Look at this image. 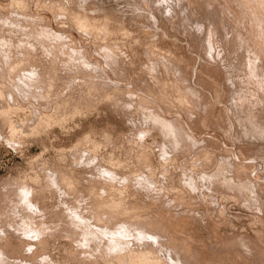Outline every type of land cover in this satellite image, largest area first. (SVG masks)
Returning <instances> with one entry per match:
<instances>
[{
    "label": "rangeland",
    "instance_id": "rangeland-1",
    "mask_svg": "<svg viewBox=\"0 0 264 264\" xmlns=\"http://www.w3.org/2000/svg\"><path fill=\"white\" fill-rule=\"evenodd\" d=\"M10 1L11 0H5V1L0 0V10L1 9L3 10V11H0V13L2 14L5 12L4 14H2V17L0 16L1 17L0 18V22H1L0 24H2L3 22L4 23L6 22L5 24L3 23L4 27L2 25H0V29H2V27H3L2 31H0V32L6 33L7 31H9V34H6V35L9 38H11L9 40H12L11 42L7 41V39L5 40L4 39L6 37V35H4L5 33H3V35L1 34L2 38L0 37V39H1L0 41H2V43L0 42V90H1L0 91V96H1L0 97V110H1L0 111V117L2 116L3 113L5 115L3 114L4 116H2V117H4V118L1 119L2 118L1 117L0 120L2 122L5 120V122L2 123L0 121V124L2 123V125L5 124L6 126L4 125V128H3L5 132L1 131V133H0V134H2V135H0V185L3 183V185L6 187L7 186L9 187L10 185H11L10 187H12V185L14 184L13 185L14 187H12V188L9 187V189H8V187L4 188V186L2 185V189L0 190V192H1L0 194L2 195V196L0 195V197H1L0 198V204L4 205V206H0V208H1L0 209V212H1L0 213V229L3 228V232H1V230H0V248L4 249V250L0 249V254L2 255V256L0 255L1 256L0 262L2 263V259H3V264H9V263L12 264L11 262H13V259L15 261L19 259L18 260V264H19V262L21 263V261H20V258H18V257L21 256L22 261H23V258L26 262H28V260H29V262H30V260H32L30 263H25V261H23L22 263H24V264H31L32 262H34L32 264H43V262H47V261L48 262L44 263V264H49V263L50 264H69V263L70 264H73V263L74 264H95V263L96 264H109V263L110 264H128L129 263L130 264L131 261L133 262L132 264H141V263H145V264H147V263L148 264L149 263L150 264H159V263L160 264L161 263L162 264H164V263L170 264L171 263V264H174L175 262H177L179 264H182L183 262H185L186 264H188V262H186V261H189V260H190V262H189V264H190L194 258L193 256H195V257L197 256L195 258V260H197V262L195 263V260H194V262L192 261L191 264H193V263H195V264H201L202 263L203 264V262L206 260V256H207L209 258V260H208V258L206 260L207 264H209V262H210V264H213V263H215V264L219 263L220 264V262L224 260L225 257L223 258V256L225 255V256H228V258L226 257L227 259L231 258V259H229V261L230 260L231 261L233 260V262L237 261L240 264H242L240 260L244 261L246 258H247V260L244 261V264L245 263L246 264H248V263L249 264H260V263H262L261 261H263L262 264H264V257H263L264 255H262V257H261V254H264V249H261L262 246L264 247V232H263L264 231V224L262 223L264 221V213H263L264 208L261 209L262 205H261V207L259 206L260 204L257 205L258 202L263 203L264 199H262V197H258V198L256 197L257 199L254 197V196H256V194H257V196H263L264 197V184H263L264 183V174H262L264 172L263 171L264 170V159H262V158H264V157H262L263 153H264V116L262 115L264 113V91H263L264 90V87H263V84H264V60H263L264 59V53H262L263 54L262 55L263 57L261 59L262 61H258V59L257 60L255 59L256 58L255 57L256 55H254L255 51H254V49L252 50V48H254V47H251V46L254 43H255L254 45L257 46L256 42H258V41H255L252 43V40H256L257 38L258 39L260 38V30L257 27L259 30V32H258V30H256L254 28L255 27L254 25H256V24L253 25L252 22L251 23L249 22L250 23L249 25L251 26L250 27L247 24L248 21H244V19L246 20L247 17H250V19H252L254 16H257V19L259 18L261 20V21L259 19L257 20L258 21L257 23H259L257 25L260 26V24H262L261 31L264 32V29H262V28H264V25H263L264 24V16H263L264 12H262L264 9L263 5H262L263 9L261 10L260 8H262V7L259 6L260 7L259 8L258 6L257 7L255 6L257 4L256 0H254V1L253 0L252 1L251 0H243V1L242 0H240V1L239 0H234V1L233 0H216V1L215 0H184V1H182V3H184L186 1V4L184 3L185 6L180 8V4L175 5L174 0H172L174 3L173 6L177 7V8L175 7V9H174V7L171 4H169V3H171V1L169 2L168 0H159V1L158 0H156V1L151 0L150 3L148 2L149 4L147 2L145 4V2H144L145 0L144 1L143 0H121L122 2L120 0H118V1L117 0H76V1L73 0V4H72V0H33V1L32 0H19V1H21L20 3L18 0H17V2H16V0H14L15 3H13V0L11 1L12 3ZM78 1L79 2L82 1V2H80L82 4H79ZM224 1H228V2L224 3ZM244 1L246 2V4ZM157 3L160 4L159 6H161V7L157 8V6H158ZM219 3L222 4V8H220L221 5ZM236 3H238V4H236ZM239 3L241 6L239 5ZM227 4H229L228 5L229 7L226 6ZM260 4H262V3H260ZM38 5H39V8L43 7L42 9H44V12H46L44 14L46 16H41L43 18H40L42 21L39 19V17L37 15L34 16L35 14L32 12L33 8L38 6ZM168 5H170L171 7L168 8ZM192 5H193V7H192ZM244 5H246L247 7H245ZM150 6H152V7H150ZM186 6L189 8L192 7L191 9H193L194 11L186 8ZM216 6H219V7H216ZM232 6H234V7H232ZM235 6L238 7L239 9H240V7L243 9H244V7H245V9L247 8L246 10H244L245 14H243L244 12H242L243 9L240 10L242 12V14L245 15V18H243L244 16L240 15L241 12ZM11 7L13 9H11ZM82 7L83 8L85 7L84 8L85 11L83 10ZM148 7L150 9H148ZM215 7H216V10H217V8L220 9L219 10L220 13L218 11L217 12L214 11ZM249 7H251V8H249ZM159 8H162V9L158 10ZM233 8L236 10L234 11ZM9 9H10V11L14 10L15 12L12 11V13H13L12 14L11 12H9ZM16 9L17 10L19 9V11H18L19 13H17V14H20V15L24 14V16H22V19H21V16L17 17L19 15L16 14V11H17ZM182 9H184V10L182 11ZM221 9H222V11H221ZM223 9L225 11L227 10L226 12H228V14H225L226 12H224ZM228 9H229V11H228ZM231 9H233V11ZM189 10H190V12H189ZM251 10H252V12L250 13ZM38 11H41V10L38 9ZM191 11H192V13H191ZM236 11L239 13H237ZM254 11H256V12H254ZM23 12H25L26 14ZM230 12H232V13H230ZM9 13H11L13 16ZM153 13H156L157 17ZM15 14H16V16H15ZM28 14H30V15H28ZM231 14H234L237 17V19L239 20L238 21L237 19H235V20H237L236 21L237 23H235V21L231 22L230 20H228V19H231V18H228L230 16L234 18V15H231ZM237 14L241 18H239ZM249 14H250V16H249ZM252 14L254 16H252ZM3 15H5V16H3ZM26 15H28V16H26ZM152 15H154V16H152ZM246 15H247V17H246ZM32 16H34V17H32ZM48 16L51 20L48 18ZM80 16H82V17H80ZM83 16H84V18H83ZM23 17L29 18V19H30V17H31V19L38 17V19H34L35 21L31 20L32 23H30L28 25V23L31 21L24 19ZM10 18H11V20H9ZM19 18H20V21H16V20H19ZM233 18L231 20H234ZM255 18L256 17H254V19ZM3 19H4V21H2ZM74 19H76V20H74ZM79 19H82V20H79ZM262 20H263V23H262ZM9 21L16 22L15 24H13L16 26L13 27L11 25L12 22H9ZM36 21H38V22H36ZM201 21H203V23ZM219 21H221V22L219 23ZM228 21H229L230 25L228 24ZM33 22H34V24H33ZM152 22H154V23L152 24ZM211 22H213V23H211ZM230 22L232 24L234 23V25L232 26ZM241 22L242 23L244 22V24H241ZM254 22H256V20ZM18 23H23L22 24L23 26H21V24L18 25ZM25 23H26V25L29 26V29H27L25 27L26 26ZM204 23L206 26H204V25H203L204 27L200 26ZM32 24H33V27H32ZM44 24H45V26H44ZM62 24H63V29H59L58 25H62ZM5 25H6V27H5ZM40 25H41L42 29L40 28ZM228 25H229V27H227ZM241 25L244 28H242ZM244 25L251 28V29L253 28V29L252 30L250 29L251 30L250 31L247 27L245 28ZM8 26H10V28ZM20 26L22 28L21 29L22 31L18 30V29H20ZM36 26H38V27H36ZM214 26H217V27H214ZM15 27H16V30H18L19 32L14 29ZM95 27H97V28H95ZM5 28L7 29L6 31H4ZM210 28H212V29H210ZM217 28H219L220 30L218 31ZM11 29H13L12 30L13 34H12V32H10ZM36 29H38V30H36ZM205 29H206V32L204 31ZM221 29H222V31H221ZM243 29H246L247 34L249 33L251 38L254 37L255 39L250 38L251 39L250 40L248 38L249 35H246L245 34L246 32L243 31ZM23 30H25L24 31L25 33L28 32V33H26V34H28V36H26L24 34ZM29 30H31V31H29ZM32 30L34 31V34H33ZM35 30L38 31L39 34L41 32V36L40 35L36 36V38H38L39 40L41 38L42 41L44 39L47 40L49 38V40L51 39V41H45L44 40L45 42L42 43L41 40H40L41 42L39 40H32V38L30 36L35 38V34L38 35V33H35ZM211 30H213L214 32ZM215 30L218 33L220 32L218 36H217L218 33L215 32ZM232 30H233V32H232ZM247 30L250 32H248ZM46 31L48 33H46ZM200 31H203V32H200ZM223 31L225 33H223ZM43 32H45V33L43 34ZM209 32L210 33L213 32L212 33L213 35L211 34L210 36H212V37L214 35L216 36V37L214 36L215 37L214 40H211L212 41L211 43H210V39L209 40L206 39L207 37L208 38L210 37ZM221 32L223 33V36H224V37L222 36L223 38L221 37V35H222ZM228 32H230V33H228ZM202 33H203L204 37H202L203 36ZM10 34H11V37L9 36ZM22 34H23V37L26 38V40L29 38L27 40L28 43L24 38H23L24 40L21 38ZM46 34H48V35H46ZM148 34H149V36H148ZM12 35H14L17 38L20 37L21 39L20 38L18 39L20 41H18L17 38H15L18 41L16 43L14 41L15 39ZM206 35H207V37H205ZM252 35H254V36H252ZM255 35H258L259 37L258 36L255 37ZM262 36L261 37L264 39V34H262ZM201 37H202V39H201ZM212 37H210V38L212 39ZM217 37H218V39H217ZM203 38H205L206 40H204ZM222 39H224V40H222ZM236 40H238V41H236ZM201 41H203V44H205V45H203ZM221 41L222 42L224 41V42L221 43ZM244 41H247V42H244ZM9 42H10V44H8ZM19 42L22 43L20 45H22L23 48H26V47H24V44L28 45L27 46L28 48L23 49L21 46L19 47V45H17ZM214 42H215V47L213 45ZM218 42H220L221 45L217 47V45H219ZM5 43H7V44H5ZM14 43H15V45H12ZM44 43H45V45H44ZM46 43H48V44H46ZM251 43H252V45H251ZM240 44L242 47L240 46ZM263 44H264V42L261 44L262 47L264 48ZM206 45H208V46L210 45L212 48H210V46L208 47ZM154 47L156 49H154ZM157 47H158V49H157ZM220 47H222L221 50H220ZM207 48L208 49L210 48V50H208ZM214 48L216 49V52H214L215 51ZM21 49H23L22 52H24V53L21 52ZM27 49L28 50L30 49V50L28 51ZM18 50L20 51V53L18 52ZM24 50H27V51H24ZM155 50L156 51L158 50L159 53L156 52ZM222 50L224 52H222ZM248 50H249V52H248ZM251 50L253 52H251ZM14 51H16V53ZM205 51H207L209 53L206 52L207 54H205ZM17 53H18V55H16ZM13 54L16 55L17 60L13 57V56H15ZM213 54L214 55L217 54L218 57L221 58L219 60L220 62L218 61L219 58L217 57V55H215V57H216L215 58L213 56ZM5 55L9 58H6ZM19 55H20V58H18ZM211 55L215 59H213ZM221 55L224 58H222ZM4 56H5V58H4ZM244 56L247 57V59ZM12 57L15 59L14 61H13ZM227 57H230V59H228ZM206 58H207V60H206ZM225 58L228 60H226ZM8 59H10V61H8ZM5 60L7 61V63L9 62L8 65H7ZM11 60L13 61V63ZM208 60L211 63V65L208 62ZM231 60H233L235 62L236 66L233 64V61L230 62ZM23 61L26 63H24ZM212 61H213V63H212ZM27 62H29V63H27ZM242 62H244L243 63L244 66H245V63L247 62V64H246L247 66H245V68H244L246 70L248 69L247 71L245 70V73L248 72L247 74H245L244 69H242L243 68ZM31 63H32V65L30 67ZM225 63H228V64H225ZM231 63L233 64V67H231L232 66ZM237 63L240 65H238ZM255 63H257V66L255 65ZM22 65L24 67L25 66H27L28 68L30 67L29 70L26 67V68H24L25 69V71H24ZM19 66H20V68H19ZM229 66H230V68H229ZM1 67H2V69H1ZM192 67H193V69H192ZM194 67H196L197 70H195ZM236 67L238 70H235ZM258 67H259L260 77H259V75L257 77L254 76V74H255L254 68H256V70H257ZM213 68H214V70H213ZM222 68H224L225 70ZM239 68L242 69L243 71L242 70L240 71ZM216 69H217V71H216ZM232 69H233V71H232ZM10 71H12L13 73ZM193 71H195V72L193 73ZM226 71H228L227 74H226ZM15 72H18V74L20 75L19 76L20 78L18 76H16L17 74H15ZM232 73H234V74L231 75ZM261 74H262V76H261ZM225 75H228L229 78ZM230 76H232V77L230 78ZM176 77H177V79H176ZM183 78H184V80H183ZM241 78H244V79L246 78L247 80L246 79L243 80ZM257 78H259V79H257ZM175 80L176 81L178 80V81L176 82ZM226 80H227L228 84L224 85L226 83ZM233 80H234V83H235V81H237L238 84H237V82L235 84H233V82H232ZM51 81H53V82H51ZM181 81H182V84H180ZM188 81H189V83H188ZM240 81H242L244 83H242ZM50 82L53 84H51ZM54 82H55V84H54ZM229 82H231L232 84ZM49 83H50L52 88L49 87V85H48ZM183 83H184V85H186V87L183 85ZM222 83H223V85H222ZM240 83L246 85L247 89H246V87H243L244 85L242 86V84L239 87L238 85ZM247 83H249L250 85L249 84L247 85ZM177 84H178V86L180 85V87H181V85H183L185 89L188 87L186 89L187 92L186 91L184 92L185 89L180 90L179 87L176 86ZM188 84L189 85L192 84V85L188 86ZM228 85H229V87H228ZM231 85H233L234 89L236 87L241 89V87H242V89L245 88L247 90V91L246 90L244 91L241 89V91H243V94H242L243 96L241 95L242 97H244L243 100H242V97L239 96L242 93L241 91H239V94L237 96V97H239L238 101L236 100L237 97L232 98L233 94H235V93L237 94L238 90H237V88L235 90L234 89L230 90L231 88H233ZM46 86L49 88L48 89L45 88ZM183 86H182V88H183ZM195 86H197L198 91L196 90ZM217 86H218V88H217ZM230 86H231V88H230ZM175 87L176 88L178 87V89H176ZM252 87H254V88H252ZM43 88L46 90H44ZM191 88H192V91H191ZM222 88H223V90H222ZM50 89H52L53 91L49 92ZM200 89L202 90L201 92L199 91ZM203 89H204V91H203ZM229 90L231 92L230 94H228ZM130 91H131V93H130ZM136 91L138 92L137 95H136V93H137ZM143 91H145V92H143ZM189 91L194 94V95H192V97L194 96L195 99L194 98L192 99L191 97H189ZM195 91L197 92V94H195L196 93ZM205 91H206V93H205ZM44 92L46 95L44 94ZM127 92L130 94H127ZM132 92H134L135 95L132 94ZM181 92H182V94L183 93L184 94L181 95ZM211 92H212V94H211ZM224 92H226V93H224ZM50 93H51V96H50ZM59 93H60V95H59ZM143 93H145V94H143ZM192 93H190V96ZM199 93H201L200 95H202V96L206 94V97L203 96L204 98L202 100H206L207 97L209 98V96L211 94L212 97L210 96V99L206 100V102L208 100H210L211 102L209 101V103H206L204 101L205 106H208V104L211 103V106L209 105L210 108L209 107L205 108L203 101L200 100L202 98V96H200ZM218 93L221 94V97L219 96L220 94H218ZM43 94H44V96H43ZM131 94L136 98H134ZM177 94L180 96V98H178L179 96ZM185 94H186V96H185ZM53 95H55V96H53ZM150 95H152V96H150ZM230 95H232V96L230 97ZM48 96L50 98H48ZM159 96L161 98H159ZM175 96L179 99V101ZM36 97H38V99H36ZM45 97L47 98V99H45L47 103L42 102V100ZM251 97H253V98H251ZM257 97L259 99H257ZM39 98L41 101L39 100ZM155 98H157L158 100ZM165 98H166V101L164 100ZM171 98H173L174 100ZM175 98L177 99V101ZM188 98H190V99L188 100ZM196 98H199V99L197 100ZM249 98L253 99L254 102H252L253 100L250 101L251 99H249ZM33 99L34 100L36 99V102L39 101L38 104H36V102ZM137 99L138 100L140 99V101L142 99V101L144 100V102L147 104H145V103L143 104L142 101L139 102ZM147 99L149 100V102ZM154 99H155V101L156 100L157 101L155 102ZM184 99H186L185 103H184ZM191 99H192V101H191ZM217 99H219L218 101L221 100V102H216ZM232 99H235V100H232ZM240 99H241V101H244L243 103H246L247 101H249L248 103H252V104L254 103V106L252 104H251V106H249L250 105L249 104L247 109H246L245 106H247V104H248V103H246L245 106H243L241 108L242 105L240 104L241 103V101H239ZM25 100L28 102H26ZM45 100H43V101H45ZM160 100H162V101H160ZM194 100L196 102L198 101V103H196ZM32 101L36 106L32 103ZM153 101L155 102V104ZM168 101L170 104L167 103ZM180 101H182L183 103ZM193 101L197 104V107H195L196 104ZM200 101H201V103H200ZM232 101L235 104L240 102L238 104V106L241 105L240 108L243 110V112L247 111L248 109L250 110V109L254 108L255 113L254 112L251 113V112L247 111L248 113H251V116L253 115L252 116L253 118H255V116L258 115V111H259L258 109L263 110V111L260 110V112L262 114L259 112L263 117L258 116L259 120L256 118V119H254L255 121L252 122L253 119L251 118L250 119L251 121H249V119L247 117L248 113L246 112V113H244V115L246 114L244 116V118L246 119L245 121H247L245 123V121H243V119H244L243 115H242L243 113H240L242 110L240 108H238L237 104L235 107V105L232 103ZM234 101H236V102H234ZM48 102H50L51 105H49L50 103H48ZM188 102H189V104H187ZM14 103H15V105H14ZM28 103H30L29 105L32 107H29ZM138 103H139V107L136 106V105H138ZM140 103H142L145 108ZM225 103H227V104H225ZM4 104L6 105L7 110H6ZM191 104L192 105L195 104V105L192 106ZM198 104H203L202 106L205 108V110H203L204 108L201 109L202 108L201 105H198ZM42 105H43V107H42ZM45 105H49L50 107L49 106L46 107ZM148 105H150V107ZM164 105L167 107V109H165L166 107ZM176 105L178 106V108L175 109V107H177ZM185 105L186 106L189 105L190 107L189 106H187V107L190 109H193L194 111L190 110L189 114H187L188 108H187V110H185L186 109ZM37 106H38V110H36ZM146 106H148L150 111L148 108L146 109ZM256 106H258L259 108ZM170 107H172V108H170ZM183 107L185 108L184 112H183ZM162 108L165 109V114H164V109H162ZM255 108L257 109V113H256ZM40 109H41V111H40ZM173 109H175L174 112L176 114L173 113ZM239 109L241 110L240 112H238ZM32 110L34 113L32 112ZM177 110L179 113L177 112ZM36 111H38V113H36ZM160 111H161V113H159ZM180 111H182V112H180ZM162 112H163V114H162ZM169 112H171V114H169ZM6 113H8V114H6ZM35 113L38 115L40 113V116H42V117H40V116L35 117L36 116ZM192 113L193 114L195 113V114L193 115ZM238 113H240V116H242V118L239 116ZM157 114L158 115L160 114V117ZM186 114H187V116H186ZM31 115H33V116H31ZM171 115H172V117H171ZM189 115H191V116H189ZM200 115H201V117H200ZM45 116H46V118H44ZM179 116L182 118H179ZM194 116H196V117H194ZM32 117H35V119L38 118V119H36L38 121H36ZM158 117H159V120H162V122L161 121L159 122V120L157 119ZM173 117L176 118V120H174ZM235 117H237L236 120H234ZM249 117H250V114H249ZM160 118H162V119H160ZM178 118H179V120L177 121ZM239 118H241L242 120ZM260 118H262V119H260ZM6 119L8 122L6 121ZM32 119L35 120L34 121L35 123L32 121ZM170 119L174 120V121H172L173 124H175V125L177 124L176 126L172 125L171 126L172 128H170L171 130L168 129L169 126L166 124L167 121H171ZM180 119H182L184 122L182 120L180 121ZM185 119L186 120L188 119L187 120L188 122ZM165 120H167V121H165ZM190 120L192 121L191 124L189 122ZM241 121H242V123H241ZM248 121L250 123H248ZM256 121H258V122L260 121V125H262V126H260L258 122H257L258 125L257 124L255 125L254 123H256ZM25 122H27V123H25ZM185 122H187V123H185ZM201 122L204 125H202ZM10 123H11V127L13 126L12 128L10 127ZM19 123L22 125L20 126ZM183 123L187 126H188V123L190 124L187 127L188 130ZM206 123H207V128H206ZM215 123L219 124V125H216ZM27 124L29 125L28 127H26ZM178 124H183V125L180 126ZM195 124H196V126H195ZM208 124H209V126H208ZM220 124H223V125H220ZM214 125L217 126L218 128L215 127ZM252 125L254 126V128ZM17 126H19L20 129ZM177 126H180L181 130ZM182 126H185V127H182ZM193 126H195L196 129ZM197 126L199 129H197ZM199 126H201V127H199ZM256 126H260V127H256ZM1 127L2 126H0V130L2 129ZM161 127L164 129L166 128L167 133H164L165 130L164 129L161 130ZM249 127H250V129H249ZM26 128H28L27 131L25 130ZM174 128H175V130H178V131H175ZM251 128L254 129L255 133L252 131L253 129L251 130ZM255 128H257L258 130ZM191 129H192V131H190ZM8 130L10 133L8 132ZM29 130H31V131H29ZM16 131H17V133H16ZM183 131H184V133H186V134H184V137L187 138V136H188L189 138L186 139L183 137L184 140H182V138H180L181 134L183 135ZM195 131H197L196 134L194 133ZM198 131H202V132H198ZM206 131H208L207 134H203V133H206ZM211 131L213 132V134L211 133ZM215 131L216 132L221 131V132L216 133ZM235 132L245 133L246 134L245 136L248 139L245 138L244 134L242 135V138H240L241 134L237 133L238 136L240 135L238 137L240 139L238 140V138L235 136V135H237ZM178 133H179V135H178ZM260 133H261V135H259ZM6 134H8L7 137H5ZM166 134L169 135L170 137L169 136L167 137ZM188 134H190V135H188ZM219 134L222 137H220ZM225 134L227 136H225ZM191 135H193L192 137H194V139L191 137ZM171 136L174 137V140H173L174 142L172 140H170V139H173V137H171ZM165 137L167 139H165ZM7 138H8V140H7ZM178 138H180V139H178ZM162 139H165L166 141L162 142ZM207 139L211 140V141L208 142ZM234 139L237 142H235ZM178 140H181V141H178ZM243 140H245V141H243ZM167 141H168V143H167ZM169 141H171V144L173 146L170 144ZM182 141H184V142L181 143ZM185 141L187 143H189L190 145H186L187 143ZM188 141H190V142H188ZM199 141H200L201 145H199ZM216 141H217V143H216ZM192 142L193 143L197 142L196 143L197 146L195 144H193ZM228 142H230V143H228ZM239 142H242V143H239ZM244 142H245V144H243ZM173 143H175V145L178 146V149H177V146H174ZM214 143H215V146H214ZM163 144H167L166 145L167 147H165ZM238 144H242L244 147H242V145H238ZM168 146L170 149H168ZM198 146L199 147L201 146L200 147L201 151H199V148H197ZM207 146H209L210 148H208ZM232 146L234 147V149H232L233 148ZM237 146H239V147H237ZM179 147H180V149H179ZM203 147H204V150L202 149ZM205 147H206V149H205ZM193 148H194L195 152H194ZM225 148L226 149L229 148L228 150H233V152L237 148L238 149L235 151L236 153L234 152V154H230L233 152L227 151ZM211 149H213V150L211 151ZM224 149H225V151H224ZM242 149H243L244 153L246 152L245 153L246 155L242 152ZM196 150H197V153H196ZM238 150H240V152ZM202 151L203 152L205 151L204 154H202ZM214 151L216 153H212ZM226 151L228 153L230 152L229 155ZM220 152H221V154L223 153L222 154L223 159L221 158L222 155L219 154ZM224 152H225V154H224ZM241 152H242V154H240ZM187 153L188 154L191 153L193 155V157L191 156V154L188 155ZM193 153L197 154V155L199 153L200 154L197 156V155H194ZM207 153H208V156L205 155ZM211 153H212V155H214L213 158H212ZM237 153L239 155H237ZM183 154H185V156L186 155L191 156L192 158H194L195 156L198 158L195 159L196 158L195 157L193 159V161H194L193 162L191 157H189V159L191 158L190 159L191 161L187 160V158H185V156ZM247 154H248V157H246ZM210 155H211V157H210ZM225 155L228 156L229 161L231 160L230 162L227 161L228 158H226ZM231 155L234 156V158H232ZM188 156H186V157H188ZM201 156L202 157H204V156L210 157L209 159L211 161L205 157H204L205 159H203ZM215 156H217L218 158ZM240 156L245 157V158H242ZM33 157L36 159H34ZM224 158L226 159V162H225ZM238 158H240V159H238ZM206 159L209 160V162H210L209 164H206V162L208 163V161H205ZM217 159L219 160V162ZM234 159L237 160V161L236 160L234 161V164H235V162H237V164H235V165H238L239 168L241 167L242 168L241 170L239 168H237L238 166L235 167V165L233 163H231V162H233ZM249 159H250V161H248ZM184 160L186 162L189 161L191 163L188 162L189 163V164L187 163L188 165L183 164V163H186V162H183ZM215 160H217V161H215ZM243 160H245V161H243ZM238 161H239V163H238ZM260 161H262V162H260ZM212 162H213V165L215 164L216 167L211 164ZM227 162H228V165L233 164L234 167L231 165L230 167H232V168H229L227 165ZM240 162H242V163H240ZM244 162L245 163L247 162L248 164H245ZM252 162H254V165H252L253 164ZM203 163L205 164L204 166H206L205 168L203 166ZM249 163L251 164V167L254 166L253 169L250 167ZM180 164L183 166H181ZM218 164H219V166H218ZM178 165H180V166H178ZM189 165H191V167ZM257 165H259V166H257ZM188 166L191 169V172H190L189 168H188L189 170L187 169ZM192 166H194L195 168H193ZM201 166H203V167H201ZM178 167L181 168V170L178 169ZM200 167L205 169V170L200 169ZM164 168H166V170ZM174 168L175 169L177 168L176 171L174 170ZM192 168H193V170L194 169L196 170V168H197V170L200 169L199 170L200 172L197 171L198 174H196V171L195 170L193 171ZM209 168H211V170H212V171L210 170L211 172L208 171ZM225 168H228V169H225ZM184 169H187L189 172L185 171ZM221 169H225V170L222 171ZM245 169H246V173L244 171ZM248 169H250V170H248ZM171 170H172V172H171ZM182 170H184V171H182ZM217 170L220 171V174H219V172L217 173ZM226 170L227 171L229 170L228 173L230 175H228ZM236 170L241 171V173H242V174H240L241 179L239 178V176H237L238 171H236ZM242 170L244 171V173ZM179 171L182 172V175H185V176H182L180 174L181 177H184L183 180L180 179ZM201 171H204V172H201ZM205 171L207 172V175H205V173H206ZM234 171H236V173H234ZM249 171L252 172L253 176L251 175V173H248ZM258 171H259V174H258ZM144 172L146 174H144ZM187 172H188V174H187ZM223 172H224V174H223L224 176L222 175ZM225 173H227L226 175H228V176H226ZM150 174H151V176H150ZM163 174H165L164 175L165 177H163L165 179L161 178V176H163ZM217 174H219V176ZM234 174H236V176ZM243 174L245 176H248V177L250 175V177H253L254 180H252L250 177H249L250 179H248V177H246L244 180L245 176ZM260 174L263 175L262 178H261ZM143 175H144V178L142 177ZM145 175L146 176L148 175L151 178H149L148 176L146 177ZM195 175H197V176H195ZM200 175L203 178L199 177ZM232 175H234L237 178L236 180L239 179L240 181H236L235 177H233ZM238 175H239V173H238ZM191 176H193V177H191ZM206 176H207V178H206ZM242 176H244V177H242ZM258 176H260V177H258ZM166 177H167V179H166ZM197 177L199 179H197ZM187 178H189V179H187ZM201 178L203 180H201ZM232 178H233V180H232ZM190 179H192V183H193L191 185V187H190L191 183H189V182H191ZM194 179L195 180L197 179L196 180L197 182ZM204 179H205V181H204ZM206 179H208V180H206ZM246 179H248V180H246ZM256 179L259 180V181H257L259 184H256L257 183V182H255ZM260 179L262 181H260ZM65 180L67 181V183ZM214 180H215V182H214ZM241 180L244 182H241ZM63 181H64V183H63ZM184 182H186V183H184ZM199 182H201V183L202 182L203 183L208 182L209 184H207V185L204 184V186H202L203 183L200 184ZM249 182H251V183L249 184ZM260 182H263V183H260ZM16 183H19L20 184V185L18 184L19 186L22 185V187H24V186H26V188L28 187L29 190H28V188L26 189V190H28V192L25 191V193H23L24 191H21L22 188H20L19 186H16L15 185ZM158 183H159V186H157L158 187V189H157L156 184L158 185ZM198 183L200 184L201 190L199 189L200 187H199ZM218 183H219V185H218ZM225 183L228 185H226ZM244 183L246 185H244ZM187 184H189V185H187ZM162 185L163 186L166 185V186H164L165 190H167L168 188L171 187L170 189L172 191H169L170 189L167 190V193H169L168 194L169 196L166 193L160 194V195H159V193L157 194V192H162V191L165 192ZM167 185H168V187H167ZM251 185H252V187H251ZM177 186H179V187H177ZM193 186H198V189H197V187H194V188H196V191H194ZM207 186L210 188H208ZM224 186H226V187H224ZM253 186H254L256 191L252 190ZM174 187H175V190L173 189ZM204 187H206L209 192H211V190H212V192H211L212 195H211V193H209V194L206 193L205 191H207V189ZM214 187H216V190L214 189ZM228 187H229V189H228ZM230 187L232 188V190H234V192H232ZM240 187L243 188V190ZM16 188L19 191H17ZM154 188H155V190H154ZM160 188H162V190ZM186 188H188V189L190 188V189L188 190ZM223 188L226 190H224ZM11 189H12V191H11ZM179 189H180V193H179ZM191 189H193V191ZM239 189H241V190H239ZM2 190L3 191L5 190L6 193L2 192ZM13 190H15L16 193H18V192H19V194L22 193V195L20 194L21 196H25L26 193L29 194L30 190H31V192L29 195L26 194L27 196H25L23 199L20 195L14 194L15 191H13ZM236 190H237V192H236ZM238 190H239V192H238ZM9 191H11V192H9ZM203 191L206 194V196L204 195L205 197L203 196V194H204ZM218 191L220 194H222L221 195L222 197L219 196V193H217ZM223 191H224V193H223ZM242 191H244V193ZM245 191H249L250 193L247 192L248 193L247 194ZM258 191L259 192L262 191L260 193L263 195H261ZM7 192H8V194H7ZM12 192H13V194H11ZM230 192L232 193L231 194L232 198L235 196L236 197L231 199L230 198ZM131 193H133V194H131ZM174 193H175V195H174ZM186 193L189 196L186 195ZM227 193H229V194H227ZM233 193H238V194L240 193V195L242 194L241 195L242 197L238 194L236 195ZM252 193H255V195L253 196ZM4 194L10 195V196L12 195L11 197L7 196V195H5V196H7L10 200L12 198V200L15 202L17 199L16 203H18V200H19V203L20 204L22 203L23 205L19 204V206H17L18 204L16 205V203L13 202L12 200H11L12 203H10L11 201L10 200L8 201L7 197L3 198ZM80 194H83V196ZM137 194H140V195H137ZM170 194H172V197L170 196ZM180 194L181 195L183 194L184 196L183 195L181 196ZM13 195L16 198H13ZM99 195H100V197H99ZM104 195H106V196H104ZM207 195H209L208 198H207ZM210 195L212 198L214 196L215 198H218L220 201L217 202L218 199H215V198H214V200L212 198L210 199ZM216 195L218 197H216ZM226 195H228L229 197ZM233 195H235V196H233ZM17 196H19V197L17 198ZM160 196L161 197L163 196V197L161 198ZM223 196H226V198ZM26 197H27V199H26ZM186 197H188V198H186ZM200 197H201L202 201L199 200ZM227 197L233 203L230 202V200ZM237 197H239V198H237ZM249 197H250V199H249ZM99 198H100V200H99ZM113 198H114V200H113ZM169 198L174 200L172 202L174 204V209L177 207L174 212H177L179 209H182V207L186 208L190 205H191V208L188 209L189 208L188 207V208H186V210L185 209L179 210L180 214H178L179 211L174 214L173 211H169V209L174 210L172 208L173 204L171 203V201H170V203L172 205L168 202L170 200ZM206 198H207V200H206ZM221 198H223L222 199L223 201H228L229 203L223 202L221 200ZM29 199H32V200H29ZM103 199H104V201H103ZM106 199H108V200L105 201ZM115 199H117L116 200L117 202L115 201ZM193 199H195V200L193 201ZM208 199L212 200L214 204L211 201H209ZM245 199H247V200L249 199L248 202H246ZM253 199L256 200V201L254 200V203L256 202L255 205L252 202ZM2 200H5V201L3 202ZM28 200H29V202L31 201V203H28ZM93 200H96V202H94V205H92ZM101 200L103 201V203L101 202ZM163 200L167 201L165 203L166 204L168 203L169 207H165V205H164L165 203H162ZM215 200H216V202H215ZM112 201L115 203H113ZM197 201H199V202L197 203ZM250 201L253 204V206L251 204L252 208L250 207V203H251ZM24 202L26 203L25 205H28V206H25ZM176 202H177L176 205L179 204L178 202H181V203L183 202V203L182 204L180 203L181 205L176 206L175 205ZM200 202H202V203H200ZM235 202L236 203L240 202V205L237 203V206H236ZM244 202L247 204L246 205L243 204ZM9 203L12 204L11 206H13L14 210L11 208V206H9L10 205ZM32 203H34V204H32ZM89 203H91V204L89 205ZM215 203L219 204V206L217 204L215 205ZM223 203L224 204L226 203L225 204L226 206ZM7 204L9 207L6 206ZM183 204H185V205H183ZM211 204L213 206L215 205L214 206L215 209H213V207H211ZM221 204L224 206L221 207ZM248 204H249V206H247ZM120 205H123V206L120 207ZM256 205L259 206L260 208L256 207L254 210V207ZM180 206H182V207L180 208ZM209 206L212 209L211 211L208 210ZM246 206L250 207V208L247 209ZM2 207H3V209H2ZM21 207H24V208L21 209ZM30 207H33V210ZM90 207H94V209H91ZM108 207H110L109 211L112 214L109 213ZM115 207L118 210H116ZM263 207H264V203H263ZM5 208H9V211H5L6 210ZM89 208L92 211V212L90 211L91 215L93 214V216H95V217L90 216V214H89L90 209ZM99 208H105V210L107 209L106 213L109 215L105 214V217H106L105 218L103 216L105 213L104 209L102 210ZM111 208H112V211H111ZM119 208H120V210H119ZM123 208H125V209L123 210ZM192 208H193V211L195 210L193 214H192ZM245 208L247 210H245ZM258 208L260 209L259 212H261L263 215L259 214ZM20 209H21V211H20ZM36 209H38V210H36ZM128 209H130V211H132V214H130L131 213L130 211L128 213ZM187 209H188V212H187ZM199 209L200 210L204 209V210H202L203 212L201 211L202 213H200ZM205 209H207L208 214H207V211H205ZM217 209L218 210L221 209L222 211L221 210L218 211ZM225 209H226V212H228V211L229 212L225 213L224 212ZM251 209H253V210H251ZM15 210H19V212L21 213V214L19 213L21 217L19 216L18 211L16 212ZM22 210H24V211H22ZM25 210L27 212L32 210L31 212H28L29 216L27 215V212ZM40 210H41V212H40ZM96 210L99 213L102 210L101 211L102 213L100 214V219H101V217H103L104 219L102 218V220H100L98 218L99 214L96 212ZM98 210H100V211H98ZM135 210L140 215L139 214L137 215V213L134 214L133 211L136 212ZM165 210H166V212H165ZM184 211L186 212V214L189 213V215H186ZM217 211L220 213V215L219 214L214 215V214L218 213ZM32 212L35 213V216L36 215H38V216L34 217V213H32ZM154 212L157 214L161 212L160 214H158V216H156V218L159 217V219L161 220V221L159 220L160 222L157 219L156 220L158 222L155 219L154 220L152 219L155 217L154 215H157V214H153ZM196 212L199 213L200 215L203 213H205L206 215L203 214L205 216L202 217L198 214L199 215V217H198V215H195ZM214 212H216V213H214ZM251 212H256L255 213L256 215L258 212V215L255 216L256 218L252 217V216H254L253 215L254 213L251 214ZM13 213L16 215L14 216ZM30 213H32V214H30ZM36 213H38V214H36ZM57 213H59V214H57ZM119 213H120V215H119ZM124 213H127V215L125 214L126 217L129 215V217L126 218L127 219L126 223H124V221H126L125 216H123ZM181 213L185 214L184 215L185 217L182 216ZM7 214H9V216H7ZM113 214H115V215H113ZM141 214H143V215H141ZM161 214L165 218L162 217ZM22 215L26 219L22 218ZM26 215L28 217H34V218L29 219V218H27ZM132 215H133V217H132ZM146 215L149 216V218H148L149 220L146 219L148 217V216L146 217ZM151 215L153 217L150 218ZM177 215L181 216L180 220H179V218H177L178 217ZM114 216H119V217L123 216L121 218H123L124 221L123 220L121 221L119 217H115L116 219H118V220H116L114 218ZM214 216H215V218H214ZM220 216H222L221 220H219ZM238 216H240V217H238ZM110 217L112 219H114L113 222H112V220L110 221ZM130 217H132L133 219L135 218V219L133 220ZM136 217H138V218H136ZM168 217H169V219H168ZM193 217L195 218V220ZM216 217H218V218H216ZM82 218H85V219L82 220ZM208 218L210 219V221L206 220ZM212 218H214V219H212ZM130 219H132L133 222H135V223L137 222L136 219H138V224L141 225L140 223L142 222V224L144 226L141 225L143 227L137 228V226H136L137 223H136V225H134L135 223L131 222ZM144 219H146L147 221ZM176 219H178V220H176ZM255 219H257V220H255ZM25 220H27L28 223L32 220L35 224H38V225H35L34 223L28 224L27 221L25 222V223H27V225H26L23 222ZM91 220H92V222H91ZM94 220H96L95 222H97V220H98V222H97L98 224L95 223ZM119 220L121 221V223L123 225H125V224H127V225L123 226L122 224H120ZM129 220H130V222H129ZM139 220H142V221L139 222ZM205 220L208 223L212 221L214 224L213 223L208 224L207 222H205ZM100 221H102V222H100ZM107 221L109 223L111 222L110 224L119 221V224L117 223L119 226H117L116 224H115L116 226H114V224L112 225L114 227V228L113 227L112 228L115 231L112 229L108 230L106 228L104 230V227H106L105 224L107 223ZM148 221L150 222V224L149 223L147 224ZM164 221H165V223H164ZM176 221H178V222L176 223ZM16 222H20L26 227H23V225L21 224L22 227L19 226V228H18L17 226L20 225V223L17 224ZM63 222L65 223V225L63 224ZM68 222L71 225H68L69 224ZM78 222H80V223L78 224ZM103 222H105L104 225H103ZM128 222H129V224H128ZM15 223H16V227L14 225ZM99 223L101 224V226L99 225ZM234 223L235 224L237 223V224L234 225ZM73 224H74V226H77V228H75V227L73 228V226H72ZM131 224H132V226L134 225L137 229H144V230L139 231L141 234H138V237H136V238L134 236V233L136 232L135 234H137L138 230H135L136 229L135 227L133 228L131 226H128ZM153 224H155V225H153ZM164 224L166 225V227ZM248 224H250V225H248ZM32 225L35 227H33ZM157 225L158 226L163 225V226H159L161 230L158 229L159 227ZM214 225L216 226L215 228H214ZM13 226L15 227L16 231L13 228ZM27 226L30 227L29 230L28 229L26 230V228H28ZM36 226H39L40 229H39V227H36ZM46 226H47V228H46ZM56 226L61 227V228H64L65 226H69V229L71 227V229L73 228V230H68L67 227H65L67 230L65 228L62 230V231L65 230V233H66V231H68V233H66L69 235L68 236V235L64 234L63 232H60L59 230H61V228H57ZM121 226L125 227V229ZM155 226L157 227L156 232H158L157 233L158 237L156 235V232H154ZM250 226H252V227H250ZM102 227H103V229H102ZM118 227H120V228H118ZM127 227L129 229L131 227V229L133 231L131 229H130L131 231L130 230L128 231ZM163 227L165 229H163ZM168 227L171 228L170 230H174V232L169 231ZM21 228H23V232H21L22 231ZM42 228L46 229V230H43L45 235L43 233L40 234V230ZM51 228L52 229L55 228L54 230H57V233H59V232L60 233L59 234H57L56 232L52 233ZM107 228L110 229L111 225H110V227H107ZM146 228H148V230ZM175 228L177 231L175 230ZM18 229H20L21 231ZM30 229H32V230H30ZM35 229L36 230L39 229L38 232H35ZM47 229L51 230V232L49 230L50 237L47 234L48 233ZM149 229L150 230L153 229V231L151 232ZM217 229H218V231L216 232ZM9 230H10V232H9ZM12 230H14L15 233H13ZM77 230L79 232H77ZM134 230H135V232H134ZM158 230H160L161 232H159ZM258 230H259V232H258ZM19 231L21 233V236H19ZM25 231H28V232L30 231V232L28 233ZM102 231H103V233H102ZM123 231L131 232V234H132V232H134L132 235L130 233L128 234V232H127V233H125V235L126 234H127L126 236L131 235L135 238V240H133V237H131L132 238V241H131V238L125 237L124 234L122 236L121 234L124 233ZM145 231L147 232V235L150 236V239L148 236H145V234H146ZM148 231H150L151 233L150 232L148 233ZM167 231H168V234H169V232H170V235L172 234V237L166 235ZM243 231H246L247 233H245ZM6 232H7V234H9V235L11 234V235L8 237ZM33 232H34V234H33ZM72 232H75V234L76 235L78 234V236H73L75 234ZM104 232L106 233L105 235H104ZM117 232H119V233H117ZM143 232L145 234H143ZM153 232L155 233L154 237L152 235ZM163 232H165L164 236H163V234H161ZM22 233L23 234L25 233L26 236H24L25 234L22 236ZM31 233L35 236H31ZM210 233H211V235H210ZM212 233H213V235H212ZM244 233H245V236H243ZM248 233H249V235H248ZM109 234H110V237H109ZM115 234H116V236H119L121 238L116 237ZM149 234H151V235H149ZM173 234L175 237L174 239H172ZM227 234H229V235H227ZM235 234H236L237 238L239 237V235H241L239 238H242L241 240L238 238V244L236 243L237 241L235 240L236 238L234 237ZM246 234L248 236H251V237H248ZM13 235H17L19 238L17 236H13ZM53 235H55V236H53ZM58 235H59V238H58ZM83 235L88 236V237H86V236L84 237V238H86L84 240L87 242L83 241V243H85V244L87 243L88 245L87 244L85 245L82 243ZM106 235L108 236V238ZM112 235H114L116 238L113 237ZM177 235H179V236L181 235V237L183 236L184 239L180 237V239H178V241H175V239L179 238V237H177ZM252 235H254L255 237ZM27 236H29V237H27ZM139 236H142V238ZM166 236H167V238H166ZM185 236L187 237V239ZM26 237H27V239H26ZM36 237H38V238L40 237V238L35 239ZM61 237H62V239H61ZM77 237H80L82 239L78 238L81 241H79L77 239V241L75 240L76 243H74L73 239L77 238ZM151 237H153V238H151ZM195 237H196V239H195ZM228 237L231 240L228 239ZM244 237L249 238V239H247V242L245 240L246 238H244ZM69 238H71V239L68 240ZM114 238L118 240V243L120 242L119 244L118 243L116 244L115 242L113 243V245L116 244L115 245L116 247L112 246V243H109L113 240H110L108 242L109 239H114ZM156 238H158V240L160 239L161 241L156 240ZM164 238H165V240H163ZM169 238H170V240L171 239L174 240L176 243L173 244L174 241H172V240L168 241ZM218 238H219V241L217 242ZM87 239H89V240H87ZM90 239L92 242H94V244H96V245L93 244L92 247L97 246L98 248L96 247V249H95V247H94V249H92L91 244L89 246L88 242L90 241ZM119 239H121L122 241ZM127 239H130V242L127 241ZM140 239L141 240L144 239L143 240L144 242L142 241V243H144L143 245H142ZM145 239L147 240V242ZM220 239L221 240L222 239H224V240L228 239L226 241V242H228V245L225 241H223V240L220 241ZM258 239H259V241H258ZM117 240H116V242H117ZM153 240L155 241V244H153V242H154ZM181 240H182V242H181ZM233 240H234V244H233ZM239 240L243 241V242L239 243ZM252 240H253V242H252ZM99 241L100 242L102 241V243H99ZM123 241H127L129 243L126 244L127 242H123ZM134 241H137V243L140 242L141 247L138 246L137 243H134V246L136 245L137 248L131 247V246H133L132 243ZM163 241H165V242L167 241L166 242L167 245ZM191 241H192V243H191ZM248 241H250V244ZM254 241L256 244L260 242L258 244V246H261V247H258V248L261 250V252L260 251L256 252V250H259L256 247V245L254 247L252 246L253 244L251 245V243H254ZM2 242H3V244H2ZM30 242H32V244L35 246L30 244ZM67 242L70 244L72 243V245H70V244L67 245ZM178 242H180V243H178ZM219 242H223V244L226 243L225 244L226 247H225V245H223L222 243H219ZM157 243H159V246ZM170 243H172L173 245H171ZM183 243H185V245L181 248V249H183L181 252L179 244L183 245ZM213 243H214V245H217V244L218 245L214 246V247L210 246V245H213ZM59 244H60V246H59ZM147 244L149 246H151V248H147L148 247ZM162 244L164 247L166 246L168 249L170 248V250L168 251L166 247L165 248L162 247ZM194 244H196L197 246L196 245L194 246ZM232 244L233 245L236 244L235 246H239L241 244L242 245L246 244V246H248V247L251 245L252 246L251 250L247 249L248 247L245 246L247 249V252H245V253L250 254V255L253 254L252 258L250 256L249 257L244 256V255H247L244 253V251H246V249H244L245 247H243V246L242 247L241 246L235 247ZM13 245H14V247H13ZM29 245H31L33 247L32 249H30L31 251L29 249H28V251L25 249L27 247L31 248V246H29ZM36 245H38V246H36ZM76 245H78V247ZM83 245H85V246H83ZM127 245L130 246L131 248L128 247ZM174 245H176V247H173ZM190 245H192L194 247L190 248ZM222 245L224 246L225 249L223 248V249L218 250V247L219 248L223 247ZM229 245H230V247H229ZM79 246L80 247L82 246V248H79ZM142 246H145L144 248H146L148 250L147 251H146V249L143 250ZM157 246H158V248H157ZM74 247H75V249H74ZM87 247H89V248H87ZM101 247H103V248H101ZM184 247L185 248L187 247L186 248L187 250H185ZM227 247H229L232 250H230V249H229L230 251L227 250L228 249ZM231 247H233V248H231ZM76 248H77L79 255L76 252ZM84 248L85 249L87 248V250H85ZM127 248H129L128 254L126 251ZM132 248L134 251L133 250H132L133 252L129 251ZM135 248L137 249V251H135ZM159 248H161L162 250ZM171 248H174L175 253H173L174 251ZM194 248H195V250H193ZM204 248H206V249H204ZM234 248H236V249H234ZM237 248H243V249L237 250ZM254 248L255 249L257 248V249L255 250ZM177 249H180V250H178L179 252H177V253H179L178 255L176 253ZM196 249H198L200 251L197 250L198 253H196ZM83 250L85 251V253H83L84 252ZM92 250H95V251L93 252ZM96 250L98 252H101V254L99 253L100 256L97 254L98 252ZM159 250H161V251H159ZM191 250H193V251H191ZM208 250L211 254L208 253ZM242 250H244V251H242ZM249 250H250V252H249ZM253 250L256 253H254ZM4 251L6 252L7 255L8 254L10 255V258L12 259V261L10 260L11 262L7 261L10 259V258H8L9 256L8 257H7V255L3 256L2 252L4 253ZM167 251L169 253L172 251L171 256L174 254L175 258L170 257L173 259L174 263L171 262L172 261L171 259H169L170 254L168 256ZM184 251H187V253L189 252L190 253V254L188 253L189 256H188V254L186 255ZM201 251H202V253H201ZM203 251L205 253L204 256L202 255ZM31 252H32V254H31ZM87 252H88V256L90 257V259L89 258L87 259V257H88L86 255ZM163 252H164V254H163ZM180 252H181L182 256L180 255ZM191 252H193L195 255H192L193 253H191ZM251 252H252V254H251ZM23 253H24V256H23ZM82 253L85 255V258L87 259V261H85V259L83 257L84 255L81 256ZM92 253H95V255L97 257L95 255H93ZM106 253H107V255H106ZM124 253H126V254H124ZM148 253L152 254V255L147 256ZM182 253H184L185 255H183ZM234 253H236V254H234ZM258 253H260V255ZM73 254H74V256H73ZM131 254H132V256H131ZM142 254H146L145 256H143L144 258L141 256ZM175 254L177 256H175ZM197 254H199V259L201 257H205V259L203 258L204 261H202V262H201V260L199 261V259H197L198 258ZM256 254H258L257 255L258 257L256 256ZM40 255H41V257H40ZM122 255H124V256H122ZM125 255L128 257H126ZM164 255L167 257H165ZM230 255H231V257H229ZM234 255H237V256H234ZM35 256H36V258H35ZM42 256H43V258H42ZM67 256H68V258H67ZM105 256L108 258V260H110V259L111 260L108 261L107 258H105ZM133 256L135 258H133ZM146 256L149 259L153 258L152 260H149L152 262H149L148 260L146 262V259H148ZM178 256L183 261L180 260L181 262H179L180 258H178ZM184 256H186V257L188 256L189 258L188 257L184 258ZM190 256H191V258H190ZM210 256H212V257H210ZM238 256H239V258H238ZM240 256H243V257L241 258ZM254 256H256V258ZM259 256L261 257V259L263 258V260L260 259L259 263H258ZM176 257L178 258V260ZM217 257H218L217 260H219L220 257L222 259H220V261L215 260L216 262H214L213 260L216 259ZM142 258H143V261L140 260ZM166 258H168V259L166 260ZM4 259H6L5 262H4ZM35 259H36V261H35ZM96 259H97V262H96ZM129 259H131V260H129ZM174 259H176V260L174 261ZM184 259H187V260L184 261ZM42 260H43V262H42ZM83 260H84V262H82ZM98 260L101 262H98ZM40 261H41V263H40ZM206 261H205V263H206ZM224 261L221 262V264H223V263H225V264L230 263L231 264L232 263L231 261L229 262L226 259ZM226 261H228V262H226ZM16 262H13V263L15 264ZM36 262H38V263H36ZM153 262H155V263H153ZM156 262H158V263H156ZM198 262H201V263H198ZM235 264H238V263L235 262Z\"/></svg>",
    "mask_w": 264,
    "mask_h": 264
},
{
    "label": "bare ground",
    "instance_id": "bare-ground-1",
    "mask_svg": "<svg viewBox=\"0 0 264 264\" xmlns=\"http://www.w3.org/2000/svg\"><path fill=\"white\" fill-rule=\"evenodd\" d=\"M4 1H5V0H4ZM11 1H12V0H11ZM11 1H10V2H11ZM18 1H19V0H18ZM32 1H33V0H32ZM75 1H76V0H75ZM75 1H74V2H75ZM117 1H118V0H117ZM120 1H121V0H120ZM143 1H144V0H143ZM150 1H151V0H145L144 2H145V4H146V2H147V3H148V2L150 3ZM155 1H156V0H155ZM158 1H159V0H158ZM158 1H157V2H158ZM168 1H169V2L171 1V3H169V4H171L172 6L174 5V3H173L172 0H168ZM182 1H184V0H174L175 5L180 4V8L184 7L185 4H186V1L184 2L185 4L182 3ZM215 1H216V0H215ZM233 1H234V0H233ZM239 1H240V0H239ZM242 1H243V0H242ZM251 1H252V0H251ZM253 1H254V0H253ZM16 2H17V0H16ZM20 2H21V1H19V3H20ZM26 2H27V1H26ZM78 2H79V1H78ZM80 2H82V1H80ZM80 2H79V4H82V3H80ZM121 2H122V1H121ZM153 2H154V1H153ZM221 2H222V1H221ZM225 2L227 3L228 1H224V3H225ZM244 2H245V1H244ZM11 3H12V2H11ZM13 3H15L14 0H13ZM28 3H29V2H28ZM140 3H141V2H140ZM149 3H148V4H149ZM158 3H159V2H158ZM158 3H157L158 6L156 5L157 8H158V7H161V6H159L160 4H158ZM187 3H188V2H187ZM254 3H255V2H254ZM256 3H257V4H256ZM256 3H255V4H256V5H255L256 7H257V6H258V7H259V6L262 7V5H263V7H264V0H256ZM260 3H262V4H260ZM32 4H33V3H32ZM72 4H73V0H72ZM142 4H143V3H142ZM219 4H220L221 6H220ZM219 4H218V5L220 6V8H222V4H221V3H219ZM236 4H238V3H236ZM245 4H246V2H245ZM29 5H30V4H29ZM35 5H36V4H35ZM74 5H75V4H74ZM143 5H144V4H143ZM228 5H229V4H227L226 6H228ZM239 5H240V3H239ZM13 6H14V5H13ZM144 6H145V5H144ZM188 6H189V5H188ZM190 6H191V5H190ZM219 6H216V7H219ZM224 6H225V5H224ZM240 6H241V5H240ZM244 6L247 7L246 5H244ZM244 6H243V7H244ZM29 7H30V6H29ZM142 7H143V6H142ZM150 7H152V6H150ZM170 7H171V6L168 5V8H170ZM173 7H174V9H175L176 6H173ZM192 7H193V5H192ZM192 7H191V8H192ZM216 7L214 8V9H215L214 11H216V12L218 11V12L220 13V11H219L220 9L217 8V10H216ZM228 7H229V6H228ZM228 7H227V8H228ZM232 7H234V6H232ZM232 7H231V8H232ZM235 7H236V6H235ZM245 7H244V9L241 8V7H240V9H239L238 7H236V8H238L239 11H240L241 9H243L242 12H244L243 14H245V11H244V10L247 9V8L245 9ZM260 7H259V8H260ZM263 7L260 8V9L262 10ZM6 8H7V7H6ZM15 8H16V7H15ZM15 8H14V9H15ZM30 8H31V7H30ZM42 8H43V7H42ZM42 8H39V5H38V6L34 7V8H33V11H32V12L35 14L34 16L37 15V16L39 17V19H40V18H43V17H41V16H46V15H44L46 12H44V9H42ZM59 8H60V7H59ZM61 8H62V7H61ZM82 8H83V7H82ZM84 8H85V7H84ZM84 8H83V10H84ZM155 8H156V7H155ZM176 8H177V7H176ZM186 8L191 9V8H189V7H187V6H186ZM249 8H251V7H249ZM249 8H248V9H249ZM11 9H13V8L11 7ZM38 9H40L41 11H38ZM148 9H150V8L148 7ZM151 9H152V8H151ZM160 9H162V8H159L158 10H160ZM171 9H172V8H171ZM225 9H226V8H225ZM233 9H234V8H233ZM233 9H231V10L233 11ZM16 10H17V9H16ZM45 10H46V9H45ZM156 10H157V9H156ZM179 10H180V9H179ZM183 10H184V9H182V11H183ZM186 10H187V9H186ZM191 10L194 11L193 9H191ZM223 10H224V9H223ZM235 10H236V9H234V11H235ZM0 11H3V10L1 9ZM12 11L15 12L14 10H11V11H10V9H9V12L12 13ZM18 11H19V9L16 11V14L19 13ZM23 11H24V10H23ZM84 11H85V10H84ZM152 11H153V10H152ZM154 11H155V10H154ZM192 11H191V13H192ZM221 11H222V9H221ZM226 11H227V10H226ZM226 11L224 10V12H226ZM228 11H229V9H228ZM237 11H238V10H237ZM237 11H236V12H237ZM248 11H249V10H248ZM72 12H73V11H72ZM189 12H190V10H189ZM216 12H215V13H216ZM240 12H241V11H240ZM242 12H241L240 15H241V16H244L243 18H245V15H243ZM251 12H252V10L250 11V13H251ZM254 12H256V11H254ZM254 12H253V13H254ZM262 12H264V9H263ZM4 13H5V12H4ZM4 13H2V14H4ZM7 13H8V12H7ZM11 13H9V14H11ZM21 13H22V12H21ZM23 13H25V12H23ZM28 13H29V12H28ZM156 13H157V12H156ZM156 13H153V14L156 15ZM191 13H190V14H191ZM230 13H232V12H230ZM234 13H235V12H234ZM237 13H239V12H237ZM0 14H1V13H0ZM2 14L0 15L1 17H2ZM12 14H13V13H12ZM12 14H11V15H12ZM16 14H15V16H16ZM25 14H26V13H25ZM30 14H31V13H30ZM30 14H28V15H30ZM225 14H228V12H226ZM247 14H248V13H247ZM256 14H257V13H256ZM260 14H261V13H260ZM17 15H19V16H17V17H20V16H21V19H22V16H24V14H22V15L17 14ZM28 15H26V16H28ZM231 15H234V14H231ZM237 15H238V14H237ZM261 15H262V14H261ZM3 16H5V15H3ZM6 16H7V15H6ZM12 16H13V15H12ZM26 16H25V17H26ZM34 16H32V17H34ZM49 16H50V15H49ZM49 16H48V18H49ZM152 16H154V15H152ZM225 16H226V15H225ZM227 16H228V15H227ZM249 16H250V14H249ZM252 16H254V15L252 14ZM263 16H264V15H263ZM1 17H0V18H1ZM38 17H36V18H34V19H38ZM80 17H82V16H80ZM156 17H157V15H156ZM238 17H239V15H238ZM246 17H247V15H246ZM254 17H256V18L254 19ZM254 17H253V18L251 17L252 19H250V17H247L246 20L244 19V21H248V22H247L248 25H249L251 22L253 23V25L256 24V25H254L255 27H254V26H253V27H254L256 30H258V28H259V30H260V38H261V39H260V38H259V39L257 38L256 40H252V43L255 42V41H258V42H256V43H257V44H256L257 46L254 45L255 43H254L253 45H252V43H251L252 46H251L250 44H249V45H250L251 47H254V48H252V50L254 49V51H255V54H254V55H256V56H255V57H256L255 59H256V60L258 59V61H262L261 59H262V57H263V56H262V55H263L262 53H264V48L262 47L261 44L264 42V39L262 38V37H263L262 34H264V32L261 31L262 24H260V26L257 25V24H259V23H257V22H258L257 20H258L259 18L257 19V16H254ZM261 17H262V16H261ZM8 18H9V17H8ZM13 18H14V17H13ZM13 18H12V19H13ZM23 18H24V17H23ZM83 18H84V16H83ZM152 18H153V17H152ZM226 18H227V17H226ZM228 18H231V19H232L233 17L230 16V17H228ZM228 18H227V19H228ZM239 18H241V17H239ZM15 19H16V18H15ZM24 19H27V20H29V21L34 20L33 18L31 19V17H30V19H29V18H24ZM44 19H45V18H44ZM49 19H50V18H49ZM71 19H72V18H71ZM231 19H228V20H230L231 22H232V21H235V23H237L236 21H237L238 19H237V17H236L235 15H234V18H233L234 20H231ZM235 19H237V20H235ZM253 19H254V20H253ZM9 20H11V18H10ZM40 20H41V19H40ZM46 20H47V19H46ZM50 20H51V19H50ZM74 20H76V19H74ZM79 20H82V19H79ZM152 20H153V19H152ZM255 20H256V22H254ZM259 20H260V19H259ZM2 21H4V19H3ZM16 21H20V18H19V20H16ZM29 21H28V22H29ZM34 21H35V20H34ZM41 21H42V20H41ZM77 21H78V20H77ZM155 21H156V20H155ZM217 21H218V20H217ZM238 21H239V20H238ZM260 21H261V20H260ZM9 22H12V21H9ZM26 22H27V21H26ZM36 22H38V21H36ZM199 22H200V21H199ZM201 22L203 23V21H201ZM215 22H216V21H215ZM220 22H221V21H219V23H220ZM231 22H230V23H231ZM249 22H250V23H249ZM0 23H1V22H0ZM3 23H4V22H3ZM3 23L0 24V25L3 26ZM5 23H6V22H5ZM5 23H4V24H5ZM7 23H8V22H7ZM15 23H16V22H12V24H11V23H10V24L14 27V26H16V25H13V24H15ZM30 23H32V21L29 22L28 25H29ZM41 23H42V22H41ZM41 23H40V24H41ZM153 23H154V22H152V24H153ZM155 23H156V22H155ZM211 23H213V22H211ZM217 23H218V22H217ZM260 23H261V22H260ZM262 23H263V20H262ZM19 24H21V26H23V25H22L23 23H18V25H19ZM33 24H34V22H33ZM33 24H32V27H33ZM156 24H157V23H156ZM156 24H155V25H156ZM200 24H201V23H200ZM206 24H207V23H206ZM215 24H216V23H215ZM215 24H214V25H215ZM228 24H229V21H228ZM241 24H244V22H243V23L241 22ZM25 25H26V23H25ZM28 25L25 26L27 29H29V26H28ZM35 25H36V24H35ZM38 25H39V24H38ZM46 25H47V24H46ZM96 25H97V24H96ZM203 25L206 26L205 23L202 24V25H200V26H203ZM217 25H218V24H217ZM229 25H230V24H229ZM229 25H228L227 27H229ZM231 25L233 26L234 23H233V24L231 23ZM235 25H236V24H235ZM263 25H264V24H263ZM21 26H20V29H18V30H21V29H22ZM27 26H28V27H27ZM44 26H45V24H44ZM204 26H203V27H204ZM211 26H212V25H211ZM218 26H219V25H218ZM241 26H242V25H241ZM244 26H245V25H244ZM249 26H250V25H249ZM3 27H4V26H3ZM3 27H2V29H3ZM5 27H6V25H5ZM8 27L10 28V26H8ZM36 27H38V26H36ZM212 27H213V26H212ZM214 27H217V26H214ZM219 27H220V26H219ZM246 27H247V26H245V28H246ZM250 27H251V26H250ZM257 27H258V28H257ZM23 28H24V27H23ZM40 28L42 29L41 25H40ZM45 28H46V27H45ZM58 28H59V29H63V24H62V25H58ZM95 28H97V27H95ZM201 28H202V27H201ZM206 28H207V27H206ZM232 28H233V27H232ZM242 28H244V27L242 26ZM247 28H248L249 30L251 29V28H249V27H247ZM2 29H0V31H2ZM14 29L16 30V27H15ZM30 29H31V28H30ZM202 29H203V28H202ZM210 29H212V28H210ZM210 29H209V30H210ZM215 29H216V28H215ZM252 29H253V28H252ZM252 29H251V30H252ZM262 29H264V28H262ZM6 30H7V29L5 28L4 31H6ZM8 30H9V29H8ZM12 30H13V29H11L10 32H12ZM18 30H16V31H18ZM33 30H34V29H33ZM33 30H32V32H33V34H34V31H33ZM36 30H38V29H36ZM36 30H35V33H38V31H36ZM200 30H201V29H200ZM217 30L219 31L220 29L217 28ZM223 30H224V29H223ZM251 30H250V31H251ZM259 30H258V32H259ZM21 31H22V30H21ZM24 31H25V30H23V32H24ZM27 31H28V30H27ZM29 31H31V30H29ZM153 31H154V30H153ZM204 31L206 32V29H205ZM211 31H213V30H211ZM221 31H222V29H221ZM243 31L246 32V29H243ZM247 31H248V30H247ZM250 31H248V32H250ZM7 32H8V33H7ZM7 32H6V33H5V32H2V33L0 32V37L3 35V33H5L4 35L9 34V31H7ZM14 32H15V31H14ZM18 32H19V31H18ZM23 32H22V33H23ZM52 32H53V31H52ZM78 32H79V31H78ZM151 32H152V31H151ZM200 32H203V31H200ZM205 32H204V33H205ZM213 32H214V31H213ZM213 32H212V33H213ZM215 32H217V31L215 30ZM232 32H233V30H232ZM261 32H262V33H261ZM20 33H21V32H20ZM26 33H28V32H26ZM26 33L24 32V34H25L26 36H28V34H26ZM29 33H30V32H29ZM44 33H45V32H43V34H44ZM46 33H48V32L46 31ZM209 33H210V32H209ZM212 33H210L209 36H210ZM217 33H218V32H217ZM219 33H220V32H219ZM219 33L217 34V36L219 35ZM221 33H222V32H221ZM223 33H225V32L223 31ZM223 33H222V35L220 34L221 37L223 36ZM228 33H230V32H228ZM253 33H254V32H253ZM256 33H257V32H256ZM1 34H2V35H1ZM12 34H13V32H12ZM15 34H16V33H15ZM15 34H14V35H15ZM31 34H32V33H31ZM31 34H30V35H31ZM33 34H32V35H33ZM206 34H207V33H206ZM214 34H215V33H214ZM232 34H233V33H232ZM235 34H236V33H235ZM237 34H238V33H237ZM245 34H246V35H249V33L247 34V32H246ZM14 35H12V36L14 37V39L17 38V37H15ZM30 35H29V36H30ZM39 35L41 36V32H40V34L38 33V35L35 34V38H36V36H39ZM46 35H48V34H46ZM151 35H152V34H151ZM200 35H201V34H200ZM202 35H203V33H202ZM212 35H213V34H212ZM226 35H227V34H226ZM230 35H231V34H230ZM242 35H243V34H242ZM9 36L11 37V34H10ZM49 36H50V35H49ZM49 36H48V37H49ZM148 36H149V34H148ZM214 36H215V35H214ZM214 36H213V37H214ZM227 36H228V35H227ZM252 36H254V35H252ZM256 36H258V35H255V37H256ZM261 36H262V37H261ZM6 37H7V38H6ZM6 37L4 38L5 40L7 39V41H10V42L12 41V40H9V39H11V38H9L7 35H6ZM30 37L32 38V40H39L38 38L35 39V38L32 37V36H30ZM43 37H44V36H43ZM43 37H42V38H43ZM50 37H51V36H50ZM202 37H204V35H203ZM202 37H201V39H202ZM205 37H207V35H206ZM210 37H212V36H210ZM210 37H209V38L207 37L206 39H207V40L210 39V43H211V42H212L211 40H214L216 36H215L214 38L212 37V39H211ZM223 37H224V36H223ZM223 37H222V38H223ZM247 37H248V36H247ZM247 37H246V38H247ZM258 37H259V36H258ZM1 38H2V37H1ZM19 38H20V37H19ZM19 38H17V40H18ZM21 38H22V39L24 38V37H23V34H22ZM21 38H20V39H21ZM33 38H34V39H33ZM39 38H40V37H39ZM226 38H227V37H226ZM237 38H238V37H237ZM240 38H241V37H240ZM246 38H245V39H246ZM248 38L250 39L251 36L249 35ZM248 38H247V39H248ZM14 39H13V40H14ZM24 39L26 40V38H24ZM24 39H23V40H24ZM28 39H29V38H28ZM28 39H27V40H28ZM43 39H44V38H43ZM203 39L206 40L205 38H203ZM217 39H218V37H217ZM217 39H216V40H217ZM232 39H233V38H232ZM251 39H255V38L252 37ZM251 39H250V40H251ZM0 40H1V39H0ZM17 40L15 39L14 41H15L16 43H17L18 41H20V40H18V41H17ZM27 40H26V41H27ZM40 40H41V38H40ZM40 40H39V41H40ZM44 40H45V41H51V39L49 40V38H48L47 40H46V39H44ZM44 40H43V41L41 40L42 43L45 42ZM222 40H224V39H222ZM3 41H4V40H3ZM30 41H31V40H30ZM41 41H40V42H41ZM219 41H220V40H219ZM227 41H228V40H227ZM236 41H238V40H236ZM0 42L2 43V41H0ZM10 42H9L8 44H10ZM201 42H202V44H203V41H201ZM207 42H208V41H207ZM223 42H224V41H223ZM223 42L221 41V43H223ZM244 42H247V41H244ZM3 43H4V42H3ZM12 43H13V42H12ZM27 43H28V41H27ZM49 43H50V42H49ZM218 43H219V45H217V47L221 45L220 42H218ZM5 44H7V43H5ZM20 44H22V43L19 42L17 45H19V47L21 46V47L23 48V46L20 45ZM23 44H24V43H23ZM46 44H48V43H46ZM212 44H213V43H212ZM212 44H211V45H212ZM12 45H15V43L12 44ZM44 45H45V43H44ZM203 45H205V44H203ZM213 45H214V47H215V42H214ZM222 45H223V44H222ZM224 45H225V44H224ZM263 45H264V44H263ZM10 46H11V45H10ZM27 46H28V45L24 44V47L28 48ZM206 46H208V45H206ZM209 46H210V45H209ZM209 46H208V47H209ZM240 46H241V44H240ZM202 47H203V46H202ZM222 47H223V46H222ZM222 47H220V50H221ZM224 47H225V46H224ZM241 47H242V46H241ZM245 47H246V46H245ZM248 47H249V46H248ZM251 47H250V48H251ZM26 48H23V49H26ZM210 48H212V47L210 46ZM210 48H209V49L207 48V49L210 50ZM23 49H21V52H22ZM154 49H156V48L154 47ZM157 49H158V47H157ZM207 49H206V50H207ZM27 50H28V49H27ZM27 50H24V51H27ZM29 50H30V49H29ZM29 50H28V51H29ZM204 50H205V49H204ZM214 50H215L214 52H216V49H215V48H214ZM220 50H219V51H220ZM252 50H251V52H253ZM153 51H154V50H153ZM155 51H156V50H155ZM14 52L16 53V51H14ZM18 52L20 53L19 50H18ZM156 52H158V50H157ZM206 52H207V51H205V54L209 53V52H207V53H206ZM222 52H224V51L222 50ZM248 52H249V50H248ZM248 52H247V53H248ZM9 53H10V52H9ZM22 53H24V52H22ZM29 53H30V52H29ZM158 53H159V52H158ZM160 53H161V52H160ZM26 54H27V53H26ZM30 54H31V53H30ZM252 54H253V53H252ZM13 55H15V54H13ZM16 55H18V53H17ZM16 55L13 56L15 59H16ZM20 55H21V54H20ZM20 55H19V57H18V56H17V57L20 58ZM23 55H24V54H23ZM209 55H210V54H209ZM215 55H217V54H215ZM215 55L213 54L214 57H215ZM219 55H220V54H219ZM250 55H251V54H250ZM5 56H6V55H5ZM5 56H4V58H5ZM8 56H9V55H8ZM25 56H26V55H25ZM27 56H28V55H27ZM211 56H212V55H211ZM213 56H212V58L215 59L216 57L214 58ZM221 56H222V55H221ZM221 56H220V57H221ZM245 56H246V55H245ZM245 56H244V57H245ZM248 56H249V55H248ZM10 57H11V56H10ZM13 57H12V58H13ZM204 57H205V56H204ZM206 57H207V56H206ZM217 57H218V55H217ZM6 58H9V57L6 56ZM14 58H13V61L15 60ZM23 58H24V57H23ZM27 58H28V57H27ZM212 58H211V59H212ZM218 58H219V57H218ZM222 58H224V57L222 56ZM227 58L230 59V57H227ZM245 58L247 59V57H245ZM252 58H253V57H252ZM21 59H22V58H21ZM220 59H221V58H219L218 61H219ZM225 59H226V58H225ZM228 59H226V60H228ZM234 59H235V58H234ZM241 59H242V58H241ZM250 59H251V58H250ZM250 59H249V60H250ZM16 60H17V59H16ZM29 60H30V59H29ZM29 60H28V61H29ZM206 60H207V58H206ZM216 60H217V59H216ZM263 60H264V59H263ZM5 61H6V60H5ZM8 61H10V59H8ZM11 61H12V60H11ZM13 61H12V63H13ZM26 61H27V60H26ZM210 61H211V60H210ZM232 61H233V60H231L230 62H232ZM241 61H242V60H241ZM241 61H240V62H241ZM247 61H248V60H247ZM258 61H257V62H258ZM23 62H24V61H23ZM208 62H209V60H208ZM216 62H217V61H216ZM219 62H220V61H219ZM236 62H237V61H236ZM244 62H245V61H244ZM244 62H242V64H243ZM6 63H7V61H6ZM24 63H26V62H24ZM24 63H23V64H24ZM27 63H29V62H27ZM209 63H210V62H209ZM212 63H213V61H212ZM214 63H215V62H214ZM8 64H9V62L7 63V65H8ZM216 64H217V63H216ZM225 64H228V63H225ZM225 64H224V65H225ZM231 64H232V63H231ZM233 64L235 65V62H234V61H233ZM233 64H232V66H231V65H230V66L233 67ZM237 64H238V63H237ZM246 64H247V62L245 63V66H247ZM262 64H263V63H262ZM31 65H32V63L30 64V67H31ZM208 65H209V64H208ZM210 65H211V63H210ZM238 65H240V64H238ZM255 65L257 66V63H255ZM20 66H21V65H20ZM20 66H19V68H20ZM22 66H23V65H22ZM226 66H227V65H226ZM230 66H229V68H230ZM235 66H236V65H235ZM241 66H242V65H241ZM241 66H240V67H241ZM245 66H244V64H243V68H242V67H241V68L244 69ZM5 67H6V66H5ZM16 67H17V66H16ZM26 67H27V66H25V67L23 66V70H24V71H25L24 68H26ZM30 67H29V68H30ZM224 67H225V66H224ZM238 67H239V66H238ZM254 67H255V66H254ZM19 68H18V69H19ZM21 68H22V67H21ZM27 68H28V67H27ZM29 68H28V70H29ZM194 68H195V70H197L196 67H194ZM226 68H227V67H226ZM234 68H235V67H234ZM234 68H233V69H234ZM251 68H252V67H251ZM1 69H2V67H1ZM192 69H193V67H192ZM222 69H224V68H222ZM233 69H232V71H233ZM239 69H240V68H239ZM242 69H240V71H241ZM260 69H261V68H260ZM21 70H22V69H21ZM23 70H22V71H23ZM213 70H214V68H213ZM224 70H225V69H224ZM227 70H228V69H227ZM235 70H238L237 67H236ZM245 70H246V69H244V73H245ZM247 70H248V69H247ZM247 70H246V71H247ZM254 70H255V74H254V76L257 77V76L259 75V77H260L259 67L257 68V70H256V68H254ZM262 70H263V69H262ZM1 71H2V70H1ZM3 71H4V70H3ZM17 71H18V70H17ZM216 71H217V69H216ZM218 71H219V70H218ZM229 71H230V70H229ZM242 71H243V70H242ZM10 72H12V71H10ZM194 72H195V71H193V73H194ZM205 72H206V71H205ZM224 72H225V71H224ZM227 72H228V71H226V74H227ZM253 72H254V71H253ZM1 73H2V72H1ZM12 73H13V72H12ZM20 73H21V72H20ZM208 73H209V72H208ZM247 73H248V72H246L245 74H247ZM251 73H252V72H251ZM15 74H17L16 76H18V77L20 76V75L18 74V72H15ZM210 74H211V73H210ZM233 74H234V73H232L231 75H233ZM242 74H243V73H242ZM245 74H244V75H245ZM21 75H22V74H21ZM228 75H229V74H228ZM228 75H225V76L228 77ZM261 76H262V74H261ZM231 77H232V76H230V78H231ZM234 77H235V76H234ZM242 77H243V76H242ZM13 78H14V77H13ZM19 78H20V77H19ZM222 78H223V77H222ZM228 78H229V77H228ZM236 78H237V77H236ZM236 78H235V79H236ZM246 78H247V77H246ZM246 78H245V79H246ZM262 78H263V77H262ZM176 79H177V77H176ZM220 79H221V78H220ZM235 79H234V80H235ZM238 79H239V78H238ZM241 79L245 80L244 78H241ZM247 79H248V78H247ZM247 79H246V80H247ZM255 79H256V78H255ZM257 79H259V78H257ZM183 80H184V78H183ZM185 80H186V79H185ZM227 80H228V79H227ZM227 80H226V83H225L224 85L228 84V83H227ZM234 80L232 81L233 84H235V83L237 82V81H235V83H234ZM260 80H261V79H260ZM175 81H176V80H175ZM177 81H178V80H177ZM177 81H176V82H177ZM179 81H180V80H179ZM51 82H53V81H51ZM51 82H50V83H51ZM172 82H173V81H172ZM221 82H222V81H221ZM224 82H225V81H224ZM224 82H223V83H224ZM240 82H242V81H240ZM246 82H247V81H246ZM248 82H249V81H248ZM260 82H261V81H260ZM262 82H263V81H262ZM50 83L48 84L49 87H51ZM185 83H186V82H185ZM188 83H189V81H188ZM190 83H191V82H190ZM223 83H222V85H223ZM229 83H231V82H229ZM242 83H244V82H242ZM242 83H240L238 86L240 87V85H241ZM51 84H53V83H51ZM54 84H55V82H54ZM175 84H176V83H175ZM180 84H182V81H181ZM231 84H232V83H231ZM237 84H238V82H237ZM245 84H246V83H245ZM248 84H249V83H247V85H248ZM255 84H256V83H255ZM183 85H184V83H183ZM183 85H181V87H180V85L178 86V84H177L176 86H178L180 90H183V89H185L184 86L186 87V85H184V86H183ZM190 85H192V84H190ZM190 85L188 84V86H190ZM243 85H244V84H242V86H243ZM249 85H250V84H249ZM251 85H252V84H251ZM53 86H54V85H53ZM172 86H173V85H172ZM182 86H183V88H182ZM231 86L233 87V85H231ZM231 86H230V88H231ZM259 86H260V85H259ZM49 87L46 86L45 88L48 89ZM173 87H174V86H173ZM178 87H177V88L175 87V88L178 89ZM195 87H196V90L198 91L197 86H195ZM195 87H194V88H195ZM226 87H227V86H226ZM228 87H229V85H228ZM235 87H236V86H235ZM243 87H246V85H244ZM250 87H251V86H250ZM257 87H258V86H257ZM257 87H256V88H257ZM263 87H264V84H263ZM51 88H52V87H51ZM181 88H182V89H181ZM187 88H188V87H187ZM187 88H186V89H187ZM217 88H218V86H217ZM217 88H216V89H217ZM236 88H237V90H238V91L236 90V91H237V94H236V93H235L236 95L233 94L234 97H233L232 95H230V97L232 96V98H235V97L238 96L239 91H241L242 87H241V89L238 88V87H236ZM236 88H235V89H236ZM252 88H254V87H252ZM43 89H44V88H43ZM186 89L184 90V92L186 91ZM232 89H234V87L231 88L230 90H232ZM235 89H234V90H235ZM246 89H247V87H246ZM246 89L243 88L242 90L245 91ZM44 90H46V89H44ZM138 90H139V89H138ZM141 90H142V89H141ZM217 90H218V89H217ZM222 90H223V88H222ZM230 90L228 91V94L231 93ZM251 90H252V89H251ZM0 91H1V90H0ZM50 91H53V90L50 89L49 92H50ZM57 91H58V90H57ZM125 91H126V90H125ZM132 91H133V90H132ZM191 91H192V88H191ZM199 91L201 92L202 90L200 89ZM203 91H204V89H203ZM219 91H220V90H219ZM219 91H218V92H219ZM246 91H247V90H246ZM263 91H264V90H263ZM54 92H55V91H54ZM134 92H135V91H134ZM134 92H132V94H134ZM136 92H137V91H136ZM143 92H145V91H143ZM178 92H179V91H178ZM178 92H177V93H178ZM182 92H183V91H182ZM182 92H181V95L184 94V93L182 94ZM186 92H187V91H186ZM193 92H194V91H193ZM195 92H196V91H195ZM213 92H214V91H213ZM220 92H221V91H220ZM241 92H242V93H241L239 96H241V95L243 94V91H241ZM249 92H250V91H249ZM260 92H261V91H260ZM57 93H58V92H57ZM130 93H131V91H130ZM130 93L127 92V94H130ZM190 93H192V92L189 91V97H191V98L193 99L194 96L192 97V95H194V94L192 93L191 96H190ZM205 93H206V91H205ZM205 93H204V94H205ZM222 93H223V92H222ZM224 93H226V92H224ZM251 93H252V92H251ZM44 94H45V92H44ZM44 94H43V96H44ZM55 94H56V93H55ZM132 94H131V95H132ZM137 94H138V92L136 93V95H137ZM143 94H145V93H143ZM149 94H150V93H149ZM179 94H180V93H179ZM186 94H187V93H186ZM186 94H185V96H186ZM195 94H197V92H196ZM200 94H201V93H199V95H200ZM209 94H210V93H209ZM211 94H212V92H211ZM211 94H210V96H211ZM218 94H220V93H218ZM256 94H257V93H256ZM21 95H22V94H21ZM21 95H20V96H21ZM45 95H46V94H45ZM59 95H60V93H59ZM134 95H135V94H134ZM158 95H159V94H158ZM177 95H178V94H177ZM245 95H246V94H245ZM248 95H249V94H248ZM250 95H251V94H250ZM260 95H261V94H260ZM17 96H18V95H17ZM50 96H51V93H50ZM53 96H55V95H53ZM132 96H133V95H132ZM140 96H141V95H140ZM146 96H147V95H146ZM150 96H152V95H150ZM178 96H179V95H178ZM200 96H202V95H200ZM203 96L206 97V94L203 95ZM203 96H202V98L200 97V98H201L200 100L203 101V104H204V103L206 102L207 99H210V96H209V98L207 97L206 100H202V99L204 98ZM219 96L221 97V94H220ZM242 96H243V95H242ZM242 96H241V97H242ZM251 96H252V95H251ZM0 97H1V96H0ZM24 97H25V96H24ZM30 97H31V96H30ZM32 97H33V96H32ZM128 97H129V96H128ZM133 97H134V96H133ZM153 97H154V96H153ZM175 97H176V96H175ZM197 97H198V96H197ZM211 97H212V96H211ZM214 97H215V96H214ZM217 97H218V96H217ZM217 97H216V98H217ZM253 97H254V96H253ZM253 97H251V98H253ZM2 98H3V97H2ZM2 98H1V99H2ZM21 98H22V97H21ZM27 98H28V97H27ZM48 98H50V97L48 96ZM134 98H136V97H134ZM159 98H161V97L159 96ZM163 98H164V97H163ZM176 98H177V97H176ZM176 98H175V99H176ZM178 98H180V96H179ZM178 98H177V99H178ZM238 98H239V97H237V99H236L237 101H238ZM251 98H249V99H251ZM4 99H5V98H4ZM25 99H26V98H25ZM36 99H38V97H36ZM36 99H35V100L33 99V100L36 102ZM45 99H47V98L45 97L43 100H45ZM150 99H151V98H150ZM155 99H157V98H155ZM155 99H154V101H155ZM171 99H173V98H171ZM177 99H176V101H177ZM182 99H183V98H182ZM189 99H190V98H188V100H189ZM192 99H191V101H192ZM194 99H195V98H194ZM196 99L198 100L199 98H196ZM243 99H244V97H242V100H243ZM246 99H247V98H246ZM257 99H259V98L257 97ZM262 99H263V98H262ZM31 100H32V99H31ZM31 100H30V101H31ZM39 100H40V98H39ZM43 100H42V102H46V100H45V101H43ZM49 100H50V99H49ZM52 100H53V99H52ZM137 100H138V99H137ZM147 100H148V99H147ZM151 100H152V99H151ZM157 100H158V99H157ZM157 100H156V101H157ZM164 100L166 101V98H165ZM173 100H174V99H173ZM180 100H181V99H180ZM185 100H186V99H184V103H185ZM218 100H219V99H217L216 102H221V100H220V101H218ZM232 100H235V99H232ZM252 100H253V99H251L250 101H252ZM255 100H256V99H255ZM21 101H22V100H21ZM25 101H26V100H25ZM30 101H29V102H30ZM40 101H41V100H40ZM50 101H51V100H50ZM138 101L141 102L142 99H141V101H140V99H139ZM154 101H153V102H154ZM156 101H155V102H156ZM160 101H162V100H160ZM165 101H164V102H165ZM178 101H179V99H178ZM194 101H195V100H194ZM194 101H193V102H194ZM201 101H200V103H201ZM204 101H205V102H204ZM209 101H210V100H208L206 103H209ZM239 101H241V99H240ZM3 102H4V101H3ZM26 102H28V101H26ZM38 102H39V101H38ZM38 102H36V104H38ZM142 102H143V104L145 103L144 100H143ZM148 102H149V100H148ZM155 102H154V104H155ZM180 102H182V101H180ZM180 102H179V103H180ZM186 102H187V101H186ZM195 102H196V101H195ZM195 102H194V103H195ZM210 102H211V101H210ZM212 102H213V101H212ZM226 102H227V101H226ZM234 102H236V101H234ZM243 102H244V101H241V103L239 102L242 106H241V105L238 106L239 103H236L237 106H238V108H240V106H241V108H242V107L245 106V104L248 103L249 101H247L246 103H243ZM252 102H254V100H253ZM256 102H257V101H256ZM262 102H263V101H262ZM9 103H10V102H9ZM32 103H33V101H32ZM32 103H31V104H32ZM46 103H47V102H46ZM48 103H50V102H48ZM158 103H159V102H158ZM167 103L170 104L169 101H168ZM174 103H175V102H174ZM182 103H183V102H182ZM196 103H198V101H197ZM196 103H195V104H196ZM232 103H233V101H232ZM242 103H243L244 105H243ZM29 104H30V103H28V105H29ZM33 104H34V103H33ZM52 104H53V103H52ZM136 104H137V103H136ZM140 104L143 105L142 103H140ZM145 104H147V103H145ZM160 104H161V103H160ZM177 104H178V103H177ZM187 104H189V102H188ZM195 104H193V105H195ZM203 104H198V105H201V107H202L201 109L204 108V107L202 106ZM225 104H227V103H225ZM233 104H234L235 107H236V104H235V103H233ZM249 104H250V105H249ZM251 104H252V103H248L247 106H245L246 109H247L248 105L251 106ZM4 105H5V104H4ZM14 105H15V103H14ZM34 105H35V104H34ZM49 105H51V103H50ZM49 105H45V106L48 107ZM141 105H140V106H141ZM156 105H157V104H156ZM162 105H163V104H162ZM182 105H183V104H182ZM191 105H192V104H191ZM193 105H192V106H193ZM209 105L211 106V103L208 104V106H205V104H204L205 108H206V107H209ZM234 105H233V106H234ZM252 105L254 106V103H253ZM256 105H257V104H256ZM2 106H3V105H2ZM12 106H13V105H12ZM35 106H36V105H35ZM136 106L139 107V103H138V105H136ZM148 106L150 107V105H148ZM148 106H146V109L148 108ZM164 106H165V105H164ZM171 106H172V105H171ZM176 106H177V105H176ZM185 106H186V105H185ZM185 106H184V107H185ZM187 106H189V105H187ZM187 106H186V109L183 107V112H184V109L187 110V108H188ZM258 106H259V105H258ZM258 106H256V107H258ZM10 107H11V106H10ZM14 107H15V106H14ZM24 107H25V106H24ZM29 107H32V106L29 105ZM29 107H28V108H29ZM42 107H43V105H42ZM49 107H50V106H49ZM143 107H144V105H143ZM158 107H159V106H158ZM165 107H166V106H165ZM168 107H169V106H168ZM189 107H190V106H189ZM195 107H197V104L195 105ZM5 108H6V110H7L6 105H5ZM5 108H4V109H5ZM8 108H9V107H8ZM12 108H13V107H12ZM44 108H45V107H44ZM144 108H145V107H144ZM170 108H172V107H170ZM176 108H178V106L175 107V109H176ZM179 108H180V107H179ZM193 108H194V107H193ZM199 108H200V107H199ZM205 108H204L203 110H205ZM209 108H210V107H209ZM241 108H240V109H241ZM251 108H252V107H251ZM258 108H259V107H258ZM46 109H47V108H46ZM49 109H50V108H49ZM148 109H149V108H148ZM162 109H164V108H162ZM165 109H167V107H166ZM165 109H164V114H165ZM175 109H173V113H175V112H174ZM180 109H181V108H180ZM240 109H239L238 112H240V111L242 110V109H241V110H240ZM255 109H256V108H255ZM33 110H34V109H33ZM33 110H32V112H33ZM36 110H38V106L36 107ZM43 110H44V109H43ZM170 110H171V109H170ZM178 110H179V109H178ZM178 110H177V112H178ZM190 110L194 111L193 109L188 108V111H187L188 113H187V112H186V113L189 114V111H190ZM203 110H202V111H203ZM208 110H209V109H208ZM251 110H252V111H251ZM253 110H254V108H252V109H250V110L248 109L247 111H249V112H251V113H253V112L255 113V110H254V111H253ZM258 110H259V111H258V115H256L257 117L255 116V118H253V117H252L253 115L251 116V113H248L247 111H244V112H243V110H242L240 113H243L242 115H243V118H244V116L246 115V114L244 115V113L247 112V113H248L247 117H248L249 121H251L250 119L252 118V119H253L252 122H254V121H255L254 119H256V118L258 119V118H259L258 116H262V115L264 116V113L262 114V113L260 112L261 109H258ZM0 111H1V110H0ZM8 111H9V110H8ZM34 111H35V110H34ZM40 111H41V109H40ZM149 111H150V109H149ZM156 111H157V110H156ZM206 111H207V110H206ZM261 111H263V110H261ZM166 112H167V111H166ZM171 112H172V111H171ZM171 112H169V114H171ZM180 112H182V111H180ZM198 112H199V111H198ZM200 112H201V111H200ZM259 112H260L262 115H261ZM33 113H34V112H33ZM36 113H38V111H36ZM36 113H35V115H36L35 117H39V116H40V113H39V115L36 114ZM157 113H158V112H157ZM159 113H161V111H160ZM178 113H179V112H178ZM240 113H238L239 116H240ZM256 113H257V109H256ZM3 114H4V113H3ZM3 114H2V116L5 115V114H4V115H3ZM6 114H8V113H6ZM49 114H50V113H49ZM162 114H163V112H162ZM166 114H167V113H166ZM175 114H176V113H175ZM183 114H184V113H183ZM187 114H186V116H187ZM192 114H193V113H192ZM194 114H195V113H194ZM194 114H193V115H194ZM202 114H203V113H202ZM249 114H250V117H249ZM43 115H44V114H43ZM157 115H158V114H157ZM157 115H156V116H157ZM172 115H173V114H172ZM172 115H171V117H172ZM177 115H178V114H177ZM193 115H192V116H193ZM235 115H236V114H235ZM235 115H234V116H235ZM2 116H1V117H2ZM31 116H33V115H31ZM158 116L160 117V114H159ZM180 116H181V115H180ZM180 116H179V118H182V117H180ZM186 116H185V117H186ZM189 116H191V115H189ZM203 116H204V115H203ZM212 116H213V115H212ZM237 116H238V115H237ZM263 116H262V117H263ZM1 117H0V118H1ZM35 117H32V118L35 119ZM40 117H42V116H40ZM159 117L157 118L158 120H159ZM175 117H176V116H175ZM194 117H196V116H194ZM200 117H201V115H200ZM200 117H199V118H200ZM214 117H215V116H214ZM240 117L242 118V116H240ZM247 117H246V118H247ZM3 118H4V117H2L1 119H3ZM44 118H46V116H45ZM179 118L177 119V121L179 120ZM183 118H184V117H183ZM191 118H192V117H191ZM236 118H237V117H235L234 120H236ZM241 118H239V119H241ZM28 119H29V118H28ZM33 119H32V121L34 122V121H35L36 119H38V118H36L35 120H33ZM40 119H41V118H40ZM160 119H162V118H160ZM173 119L176 120V118H174V117H173ZM173 119H170L171 121H167L168 119L165 120V121H167L166 124L169 126V128H168V127L165 125L168 129L172 128V127H171L172 125H173V126L175 125V124L172 123V121H174ZM189 119H190V118H189ZM196 119H197V118H196ZM248 119H247V120H248ZM260 119H262V118H260ZM30 120H31V119H30ZM46 120H47V119H46ZM181 120H182V119H180V121H181ZM185 120H186V119H185ZM187 120H188V119H187ZM187 120H186V121H187ZM193 120H194V119H193ZM200 120H201V119H200ZM203 120H204V119H203ZM213 120H214V119H213ZM213 120H212V121H213ZM217 120H218V119H217ZM219 120H220V119H219ZM241 120H242V119H241ZM245 120H246V119L244 118L243 121H245ZM258 120H259V119H258ZM0 121H1V120H0ZM6 121H7V119H6ZM9 121H10V120H9ZM36 121H38V120H36ZM160 121L162 122V120H159V122H160ZM180 121H179V122H180ZM182 121H183V120H182ZM249 121H248V123H250ZM261 121H262V120H261ZM1 122H2V121H1ZM4 122H5V120H4L2 123H4ZM7 122H8V121H7ZM33 122H32V123H33ZM183 122H184V121H183ZM187 122H188V121H187ZM187 122H185V123H187ZM189 122H190V124H191L192 121L190 120ZM203 122H204V121H203ZM238 122H239V121H238ZM246 122H247V121H245V123H246ZM257 122H258V121H256V123H254V124L256 125ZM2 123L0 124V126H2V127H1L2 129L0 130V133H1V131H4L3 128H4V125H5V124L2 125ZM13 123H14V122H13ZM15 123H16V122H15ZM25 123H27V122H25ZM29 123H30V122H29ZM34 123H35V122H34ZM174 123H175V122H174ZM220 123H221V122H220ZM239 123H240V122H239ZM241 123H242V121H241ZM258 123H259V125H260V121H259ZM19 124H20V123H19ZM159 124H160V123H159ZM183 124H184V123H183ZM183 124H178V125L181 126V125H183ZM190 124L188 123V126H189ZM193 124H194V123H193ZM197 124H198V123H197ZM201 124H202V122H201ZM215 124H216V123H215ZM251 124H252V123H251ZM251 124H250V125H251ZM17 125H18V124H17ZM21 125H22V124H20V126H21ZM176 125H177V124H176ZM176 125H175V126H176ZM184 125H185V124H184ZM202 125H204V124H202ZM202 125H201V126H202ZM216 125H219V124H216ZM220 125H223V124H220ZM248 125H249V124H248ZM257 125H258V124H257ZM5 126H6V125H5ZM23 126H24V125H23ZM28 126H29V125L27 124L26 127H28ZM160 126H161V125H160ZM180 126H177V127L180 128ZM185 126H186V128L188 127L187 125H185ZM185 126H182V127H185ZM195 126H196V124H195ZM195 126H193V127H195ZM201 126H199V127H201ZM208 126H209V124H208ZM214 126H215V125H214ZM252 126H253V125H252ZM260 126H262V125H260ZM260 126H256V127H260ZM10 127H11V123H10ZM10 127H9V128H10ZM12 127H13V126H12ZM12 127H11V128H12ZM14 127H15V126H14ZM17 127L19 128V126H17ZM33 127H34V126H33ZM215 127H217V126H215ZM222 127H223V126H222ZM227 127H228V126H227ZM227 127H226V128H227ZM186 128H185V129H186ZM206 128H207V123H206ZM208 128H209V127H208ZM217 128H218V127H217ZM224 128H225V127H224ZM253 128H254V126H253ZM253 128H251V130H252ZM16 129H17V128H16ZM19 129H20V128H19ZM23 129H24V128H23ZM27 129H28V128H26L25 130L27 131ZM162 129H164V128L161 127V130H162ZM192 129H193V128H192ZM192 129H191L190 131H192ZM195 129H196V127H195ZM197 129H199L198 126H197ZM200 129H201V128H200ZM220 129H221V128H220ZM230 129H231V128H230ZM249 129H250V127H249ZM255 129H257V128H255ZM12 130H13V129H12ZM31 130H32V129H31ZM31 130H29V131H31ZM164 130H165L164 133H167V132H166V128H165ZM164 130H163V131H164ZM170 130H171V129H170ZM174 130H175V128H174ZM180 130H181V128H180ZM180 130H179V131H180ZM183 130H184V129H183ZM187 130H188V128H187ZM203 130H204V129H203ZM203 130H202V131H203ZM206 130H207V129H206ZM209 130H210V129H209ZM227 130H228V129H227ZM257 130H258V129H257ZM18 131H19V130H18ZM20 131H21V130H20ZM175 131H178V130H175ZM202 131H198V132H202ZM213 131H214V130H213ZM217 131H218V130H217ZM238 131H239V130H238ZM252 131L255 133L254 129H253ZM4 132H5V131H4ZM8 132H9V130H8ZM24 132H25V131H24ZM33 132H34V131H33ZM169 132H170V131H169ZM196 132H197V131H195L194 133L196 134ZM207 132H208V131H206V133H203V134H207ZM209 132H210V131H209ZM215 132H216V131H215ZM215 132H214V133H215ZM220 132H221V131H220ZM220 132H216V133H220ZM230 132H231V131H230ZM240 132H241V131H240ZM9 133H10V132H9ZM16 133H17V131H16ZM176 133H177V132H176ZM180 133H181V132H180ZM187 133H188V132H187ZM190 133H191V132H190ZM211 133L213 134L212 131H211ZM211 133H210V134H211ZM216 133H215V134H216ZM223 133H224V132H223ZM225 133H226V132H225ZM235 133L237 134L238 132H235ZM184 134H186V133H184V131H183V135L181 134V137H180V138H182V140H184V138H186V137H184ZM192 134H193V133H192ZM195 134H194V135H195ZM198 134H199V133H198ZM208 134H209V133H208ZM221 134H222V133H221ZM230 134H231V133H230ZM238 134H241V137H240V138H242V135H243V134H244V136L246 135L245 133H238ZM238 134L235 135L237 138L240 136V135L238 136ZM0 135H2V134H0ZM7 135H8V134H6L5 137H7ZM166 135H167V134H166ZM166 135H165V136H166ZM174 135H175V134H174ZM178 135H179V133H178ZM178 135H177V136H178ZM188 135H190V134H188ZM216 135H217V134H216ZM259 135H261V133H260ZM168 136H169V135H167V137H168ZM192 136H193V135H191V137H192ZM214 136H215V135H214ZM219 136H220V134H219ZM225 136H227V135L225 134ZM230 136H231V135H230ZM5 137H4V138H5ZM169 137H170V136H169ZM171 137H173V136H171ZM183 137H184V138H183ZM220 137H222V136H220ZM236 137H235V138H236ZM175 138H176V137H175ZM180 138H178V139H180ZM187 138H189V137L187 136ZM187 138H186V139H187ZM192 138L194 139V137H192ZM240 138H238V140H239ZM243 138H244V137H243ZM245 138H246V136H245ZM245 138H244V139H245ZM12 139H13V138H12ZM12 139H11V140H12ZM15 139H16V138H15ZM165 139H167V138L165 137ZM165 139H162V142H163V141L165 142V141H166ZM168 139H169V138H168ZM195 139H196V138H195ZM246 139H248V138H246ZM7 140H8V138H7ZM9 140H10V139H9ZM13 140H14V139H13ZM170 140L173 141V140H174V137H173V139H170ZM188 140H189V139H188ZM203 140H204V139H203ZM203 140H202V141H203ZM230 140H231V139H230ZM234 140H235V139H234ZM241 140H242V139H241ZM241 140H240V141H241ZM178 141H181V140H178ZM178 141H177V142H178ZM192 141H193V140H192ZM197 141H198V140H197ZM200 141H201V140H200ZM200 141H199V145H201ZM207 141L209 142V141H211V140H208V139H207ZM243 141H245V140H243ZM169 142H170V144H171V141H169ZM173 142H174V141H173ZM183 142H184V141H182L181 143H183ZM185 142H186V141H185ZM188 142H190V141H188ZM204 142H205V141H204ZM235 142H237V141L235 140ZM167 143H168V141H167ZM186 143H187V142H186ZM192 143H193V142H192ZM196 143H197V142H196ZM196 143H193V144L196 145ZM206 143H207V142H206ZM216 143H217V141H216ZM228 143H230V142H228ZM233 143H234V142H233ZM239 143H242V142H239ZM173 144H174V146H177V145H175V143H173ZM193 144H192V145H193ZM208 144H209V143H208ZM218 144H219V143H218ZM224 144H225V143H224ZM243 144H245V142H244ZM163 145H164L165 147H167V146H166L167 144H163ZM171 145H172V144H171ZM184 145H185V144H184ZM186 145H190V144L187 143ZM234 145H235V144H234ZM238 145H242V144H238ZM172 146H173V145H172ZM196 146H197V145H196ZM214 146H215V143H214ZM219 146H220V145H219ZM250 146H251V145H250ZM180 147H181V146H180ZM180 147H179V149H180ZM187 147H188V146H187ZM192 147H193V146H192ZM200 147H201V146H200ZM200 147H199V146L197 147V148H199V151H201V150H200ZM207 147L210 148L209 146H207ZM232 147H233V146H232ZM237 147H239V146H237ZM242 147H244V146L242 145ZM248 147H249V146H248ZM173 148H174V147H173ZM173 148H172V149H173ZM211 148H212V147H211ZM219 148H220V147H219ZM219 148H218V149H219ZM168 149H170L169 146H168ZM174 149H175V148H174ZM177 149H178V146H177ZM186 149H187V148H186ZM188 149H189V148H188ZM202 149L204 150V147H203ZM205 149H206V147H205ZM220 149H221V148H220ZM225 149H226V148H225ZM225 149H224V151H225ZM228 149H229V148H227L226 150H227V151H231V152H233V150H228ZM230 149H231V148H230ZM232 149H234V147H233ZM237 149H238V148H237ZM237 149H236V150H237ZM193 150H194V148H193ZM193 150H192V151H193ZM212 150H213V149H211V151H212ZM236 150H234V152H235ZM247 150H248V149H247ZM251 150H252V149H251ZM172 151H173V150H172ZM180 151H181V150H180ZM186 151H187V150H186ZM206 151H207V150H206ZM215 151H216V150H215ZM215 151L212 152V153H216V152H217V151H216V152H215ZM219 151H220V150H219ZM227 151H226V152H227ZM238 151L240 152V150H238ZM238 151H237V152H238ZM184 152H185V151H184ZM194 152H195V150H194ZM204 152H205V151H204ZM204 152L202 151V154H204ZM222 152H223V151H222ZM234 152H233V153H230V152H229V153H230V154H234ZM239 152H238V153H239ZM242 152H243V149H242ZM242 152H241L240 154H242ZM196 153H197V150H196ZM200 153H201V152H200ZM200 153H199V154H200ZM208 153H209V152H208ZM208 153L205 154V155L208 156ZM212 153H211V155H212ZM227 153H228V152H227ZM229 153H228V155H229ZM235 153H236V152H235ZM238 153H237V155H239ZM243 153H244V152H243ZM245 153H246V152H245ZM245 153H244V154H245ZM187 154H188V153H187ZM189 154H191V153H189ZM189 154H188V155H189ZM193 154H194V153H193ZM199 154H198V155H199ZM202 154H201V155H202ZM219 154L222 155L223 153L221 154V152H220ZM219 154H218V155H219ZM224 154H225V152H224ZM250 154H251V153H250ZM183 155L185 156V154H183ZM188 155H186V156H188ZM194 155H197V154H194ZM198 155H197V156H198ZM211 155H210V157H211ZM235 155H236V154H235ZM245 155H246V154H245ZM184 156H183V157H184ZM186 156H185V158H187V160H190V159L193 157L192 154H191L192 157H191V156L186 157ZM202 156H203V155H202ZM202 156H201V157H202ZM213 156H214V155H212V158H213ZM231 156H232V155H231ZM243 156H244V155H243ZM189 157H191V158L189 159ZM195 157H196V156H195ZM195 157H194V158H195ZM204 157L207 158V159L210 158V157H206V156H204ZM204 157H202V158L205 159ZM215 157H217V156H215ZM215 157H214V158H215ZM222 157H223V155L221 156V158H222ZM225 157L228 158V156H226V155H225ZM236 157H237V156H236ZM236 157H235V158H236ZM240 157H242V156H240ZM246 157H248V154H247ZM262 157H264V153H263V156H262ZM33 158H34V157H33ZM194 158H192V161H193ZM197 158H198V157H196L195 159H197ZM202 158H201V159H202ZM217 158H218V157H217ZM232 158H234V156H232ZM232 158H231V159H232ZM242 158H245V157H242ZM242 158H241V159H242ZM34 159H36V158H34ZM201 159H200V160H201ZM203 159H202V160H203ZM207 159L205 160V161H208V163L206 162V164H209V163H210V162H209L210 159H209V160H207ZM222 159H223V158H222ZM222 159H221V160H222ZM238 159H240V158H238ZM257 159H258V158H257ZM262 159H264V158H262ZM185 160H186V159H185ZM185 160H184L183 162H186ZM200 160H199V161H200ZM202 160H201V161H202ZM217 160H218V159H217ZM217 160H215V161H217ZM224 160H225V162H226V159H225V158H224ZM235 160H236V159H234L233 162H231V163L234 164V161H235ZM245 160H246V159H245ZM245 160H243V161H245ZM259 160H260V159H259ZM190 161H191V160H190ZM195 161H196V160H195ZM201 161H200V162H201ZM210 161H211V160H210ZM227 161L230 162L231 160L229 161V158H228ZM236 161H237V160H236ZM248 161H250V159H249ZM188 162H189V161H188ZM188 162L183 163V164H187ZM193 162H194V161H193ZM196 162H197V161H196ZM213 162H214V161H213ZM213 162L211 163L212 165H213ZM218 162H219V160H218ZM221 162H222V161H221ZM225 162H224V163H225ZM228 162H227V165H228ZM260 162H262V161H260ZM189 163H191V162H189ZM189 163H188V164H189ZM204 163H205V162H204ZM204 163H203V166L205 165ZM214 163H215V162H214ZM238 163H239V161H238ZM240 163H242V162H240ZM244 163H245V162H244ZM252 163H253L252 165H254V162H252ZM256 163H257V162H256ZM256 163H255V164H256ZM188 164H187V165H188ZM216 164H217V163H216ZM220 164H221V163H220ZM233 164L228 165V167H229V168H232V167H230V166H231V165L233 166ZM235 164H237V162H235ZM235 164H234V165H235ZM245 164H248V163L246 162ZM245 164H244V165H245ZM249 164H250V163H249ZM180 165H181V164H180ZM180 165H178V166H180ZM193 165H194V164H193ZM198 165H199V164H198ZM200 165H201V164H200ZM221 165H222V164H221ZM221 165H220V166H221ZM239 165H240V164H239ZM244 165H243V166H244ZM262 165H263V164H262ZM262 165H261V166H262ZM181 166H183V165H181ZM189 166L191 167V165H189ZM189 166L187 167V169L189 168ZM194 166H195V165H194ZM194 166H192V167L195 168ZM196 166H197V165H196ZM203 166H201V167H203ZM210 166H211V165H210ZM210 166H209V167H210ZM213 166H215V164H214ZM218 166H219V164H218ZM236 166H238V165H235V167H236ZM257 166H259V165H257ZM165 167H166V166H165ZM167 167H168V166H167ZM176 167H177V166H176ZM184 167H185V166H184ZM184 167H183V168H184ZM201 167H200V169H203V168H201ZM205 167H206V166H204V168H205ZM207 167H208V166H207ZM211 167H212V166H211ZM215 167H216V166H215ZM224 167H225V166H224ZM226 167H227V166H226ZM233 167H234V166H233ZM250 167H251V164H250ZM253 167H254V166H252L251 168L253 169ZM193 168H192V170H193ZM217 168H218V167H217ZM237 168H239V166H238ZM245 168H246V167H245ZM247 168H248V167H247ZM256 168H257V167H256ZM164 169L166 170V168H164ZM176 169H177V168H176ZM176 169L174 168L175 171H176ZM178 169L181 170V168H179V167H178ZM187 169H184V170H185V171H188L190 168H189L188 170H187ZM200 169H198V170H197V168H196V170L194 169V170L196 171V174H198V172H200V171H199ZM212 169H213V168H212ZM225 169H228V168H225ZM225 169H221V170L224 171ZM239 169L241 170L242 168L240 167ZM243 169H244V168H243ZM252 169H251V170H252ZM254 169H255V168H254ZM184 170H182V171H184ZM194 170H193V171H194ZM203 170H205V169H203ZM210 170H211V168L208 169V171H210ZM231 170H232V169H231ZM234 170H235V169H234ZM248 170H250V169H248ZM248 170H247V171H248ZM257 170H258V169H257ZM197 171H198V172H197ZM211 171H212V170H211ZM211 171H210V172H211ZM228 171H229V170H228ZM228 171L226 170L227 173H228ZM236 171H238V170H236ZM236 171H234V173H236ZM242 171H243V170H242ZM244 171H245V173H246V169H245ZM244 171H243V173H244ZM255 171H256V170H255ZM261 171H262V170H261ZM263 171H264V170H263ZM110 172H111V171H110ZM110 172H109V173H110ZM171 172H172V170H171ZM188 172H189V171H188ZM188 172H187V174H188ZM190 172H191V169H190ZM201 172H204V171H201ZM205 172H206V171H205ZM210 172H209V173H210ZM218 172H219V174H220V171H219V170H217V173H218ZM232 172H233V171H232ZM256 172H257V171H256ZM256 172H255V173H256ZM111 173H112V172H111ZM113 173H114V172H113ZM163 173H164V172H163ZM192 173H193V172H192ZM214 173H215V172H214ZM214 173H213V174H214ZM227 173H225V175H226ZM238 173H239V175H238ZM248 173H251V175H252V172L249 171ZM115 174H116V173H115ZM144 174H146V173L144 172ZM180 174L182 175V172L179 171V175H180ZM219 174H217V175L219 176ZM223 174H224V172L222 173V175H223ZM240 174H242L241 171H238V172H237V176H239V178H240V176H241ZM258 174H259V171H258ZM262 174H264V172H263ZM164 175H165V174H163V176H161L162 179H165V178H163V177H165ZM181 175H180V179L183 180L184 177H181ZM205 175H207V172L205 173ZM228 175H230V174L228 173ZM228 175H226V176H228ZM234 175L236 176V174H234ZM234 175H232V176L235 177ZM243 175H244V174H243ZM248 175H249V174H248ZM260 175H261V174H260ZM145 176H146V175H145ZM147 176H148V175H147ZM147 176H146V177H147ZM150 176H151V174H150ZM182 176H185V175H182ZM186 176H187V175H186ZM195 176H197V175H195ZM195 176H194V177H195ZM218 176H217V177H218ZM223 176H224V175H223ZM226 176H225V177H226ZM244 176H245V175H244ZM244 176H242V177H244ZM252 176H253V175H252ZM262 176H263V175H261V178H262ZM60 177H61V176H60ZM66 177H67V176H66ZM142 177L144 178V175H143ZM148 177H149V176H148ZM188 177H189V176H188ZM191 177H193V176H191ZM199 177H202V176L200 175ZM204 177H205V176H204ZM209 177H210V176H209ZM209 177H208V178H209ZM211 177H212V176H211ZM217 177H216V178H217ZM229 177H230V176H229ZM246 177H248V176H245V177H244V180H245ZM249 177H250V175H249ZM249 177H248V179L251 178L252 180H254L253 177H250V178H249ZM256 177H257V176H256ZM256 177H255V178H256ZM258 177H260V176H258ZM127 178H128V177H127ZM149 178H151V177H149ZM202 178H203V177H202ZM202 178H201V180H203ZM206 178H207V176H206ZM223 178H224V177H223ZM141 179H142V178H141ZM166 179H167V177H166ZM187 179H189V178H187ZM197 179H199V178L197 177ZM197 179H196V180H197ZM209 179H210V178H209ZM226 179H227V178H226ZM226 179H225V180H226ZM236 179H237V178L235 177V180H236ZM240 179H241V178H240ZM248 179H246V180H248ZM257 179H258V178H257ZM257 179H256L255 182L259 181V180H257ZM190 180H191V182H189V183H191V184H190V187H191V185H192L193 183H192V179H190ZM194 180H195V179H194ZM196 180H195V181H196ZM206 180H208V179H206ZM228 180H229V179H228ZM232 180H233V178H232ZM60 181H61V180H60ZM65 181H66V180H65ZM161 181H162V180H161ZM165 181H166V180H165ZM165 181H164V182H165ZM199 181H200V180H199ZM204 181H205V179H204ZM212 181H213V180H212ZM216 181H217V180H216ZM230 181H231V180H230ZM236 181H240V180L238 179V180H236ZM260 181H262V180L260 179ZM186 182H187V181H186ZM186 182H184V183H186ZM196 182H197V181H196ZM210 182H211V181H210ZM214 182H215V180H214ZM222 182H223V181H222ZM234 182H235V181H234ZM234 182H233V183H234ZM241 182H244V181L241 180ZM241 182H240V183H241ZM245 182H246V181H245ZM247 182H248V181H247ZM252 182H253V181H252ZM1 183H2V182H1ZM19 183H20V182H19ZM19 183H16L15 185H16V186H19V185L21 184V183H20V184H19ZM63 183H64V181H63ZM66 183H67V181H66ZM70 183H71V182H70ZM184 183H183V184H184ZM199 183L202 184L203 182H202V183L199 182ZM199 183H198V184H199ZM211 183H212V182H211ZM229 183H230V182H229ZM235 183H236V182H235ZM250 183H251V182H249V184H250ZM260 183H263V182H260ZM18 184H19V185H18ZM22 184H23V183H22ZM196 184H197V183H196ZM200 184H199V187H200ZM204 184L207 185V184H209V183H208V182H207V183H203L202 186H204ZM223 184H224V183H223ZM223 184H222V185H223ZM225 184H226V183H225ZM230 184H231V183H230ZM256 184H259V183L257 182ZM263 184H264V183H263ZM2 185H3V183L0 185V186H1V187H0V190L2 189ZM13 185H14V184H13ZM13 185H12V187H14ZM187 185H189V184H187ZM218 185H219V183H218ZM226 185H228V184H226ZM236 185H237V184H236ZM244 185H246V184L244 183ZM253 185H254V184H253ZM3 186H4V185H3ZM10 186H11V185H10ZM10 186H9V187H10ZM157 186H159V183H158V185L156 184V187H157ZM160 186H161V185H160ZM162 186H163V185H162ZM164 186H166V185H164ZM164 186H163V189H164L165 192H163V191H162L163 193H162V192H157V194H158V193H159V195H160V194H164V193H166L167 195L169 194V193H167V190L170 189L171 187L168 188L167 190H165V187H164ZM174 186H175V185H174ZM179 186H180V185H179ZM179 186H177V187H179ZM208 186H209V185H208ZM208 186H207V187H208ZM220 186H221V185H220ZM256 186H257V185H256ZM7 187H8V186H7ZM7 187L4 186V188H7ZM9 187H8V189H9ZM12 187H10V188H12ZM19 187L22 188L21 191H24L23 193H25V191L28 192V190H29L28 187H27L28 190H26V189H27L26 186L22 187V185H21V186H19ZM19 187H18V188H19ZM156 187H155V188H156ZM167 187H168V185H167ZM194 187H197V189H198V186H193V188H194ZM224 187H226V186H224ZM232 187H233V186H232ZM238 187H239V186H238ZM238 187H237V188H238ZM251 187H252V185H251ZM155 188H154V190H155ZM204 188H206V187H204ZM204 188H203V189H204ZM208 188H210V187H208ZM212 188H213V187H212ZM217 188H218V187H217ZM219 188H220V187H219ZM230 188H231V187H230ZM240 188H241V187H240ZM253 188H254V186H253ZM253 188H252V190L256 191L255 188H254V189H253ZM16 189H17V188H16ZM16 189H15V190H16ZM157 189H158V187H157ZM157 189H156V190H157ZM160 189L162 190V188H160ZM173 189L175 190V187H174ZM186 189H188V188H186ZM189 189H190V188H189ZM189 189H188V190H189ZM199 189L201 190V187H200ZM203 189H202V190H203ZM206 189H207V188H206ZM214 189L216 190V187H214ZM223 189H224V188H223ZM223 189H222V190H223ZM228 189H229V187H228ZM233 189H234V188H233ZM241 189L243 190V188H241ZM241 189H239V190H241ZM5 190H6V189H5ZM5 190H4V191L2 190V192H5V193H6ZM15 190H13V191H15ZM161 190H160V191H161ZM174 190H173V191H174ZM191 190L193 191V189H191ZM209 190H210V189H209ZM218 190H219V189H218ZM224 190H226V189H224ZM231 190H232V188H231ZM239 190H238V192H239ZM244 190H245V189H244ZM250 190H251V189H250ZM250 190H249V191H250ZM258 190H259V189H258ZM7 191H8V190H7ZM11 191H12V189H11ZM11 191H9V192H11ZM17 191H19V190L17 189ZM157 191H158V190H157ZM169 191H172V190L170 189ZM194 191H196V188H194ZM204 191H205V190H204ZM204 191H203V193H204ZM219 191H220V190H219ZM219 191H218L217 193H219ZM249 191H245V192H246V193H247V192L250 193ZM30 192H31V190L29 191V194H30ZM134 192H135V191H134ZM136 192H137V191H136ZM177 192H178V191H177ZM189 192H190V191H189ZM205 192L209 194V193L212 192V190H211V192H209L208 189H207V191H205ZM215 192H216V191H215ZM232 192H234V190H232ZM236 192H237V190H236ZM242 192L244 193V191H242ZM242 192H241V193H242ZM258 192H259V191H258ZM260 192H262V191H260ZM260 192H259V193H260ZM0 193H1V192H0ZM172 193H173V192H172ZM179 193H180V189H179ZM194 193H195V192H194ZM203 193H202V194H203ZM223 193H224V191H223ZM248 193H247V194H248ZM7 194H8V192H7ZM7 194H4V197H3V198H6L7 196H10V195H7ZM9 194H10V193H9ZM11 194H13V192H12ZM14 194H18V195L21 194V195H22V193L19 194V192L16 193V191H15ZM26 194H27V193H26ZM26 194H25V196L29 195V194H27V195H26ZM31 194H32V193H31ZM131 194H133V193H131ZM135 194H136V193H135ZM155 194H156V193H155ZM157 194H156V195H157ZM214 194H215V193H214ZM227 194H229V193H227ZM231 194H232V193L230 192V198H231V199H233V198L236 197L235 195H233V196H235V197L232 198ZM233 194H236V195H237L238 193H233ZM252 194H253V196L255 195V193H252ZM260 194H261V193H260ZM0 195H1V194H0ZM5 195H7V196H5ZM21 195H20V196H21ZM80 195L83 196V194H80ZM101 195H102V194H101ZM137 195H140V194H137ZM174 195H175V193H174ZM178 195H179V194H178ZM180 195H181V194H180ZM182 195H183V194H182ZM182 195H181V196H182ZM186 195H188V194L186 193ZM204 195L206 196L205 193L203 194V196H204ZM211 195H212V193H211ZM211 195H210V199L212 198ZM221 195H222V194L219 193V196H220V197H222ZM238 195H240V193H239ZM241 195H242V194H241ZM241 195H240V196H241ZM250 195H251V194H250ZM261 195H263V194H261ZM1 196H2V195H1ZM11 196H12V195H11ZM11 196H10V197H11ZM25 196H21V197L24 199ZM104 196H106V195H104ZM168 196H169V195H168ZM170 196L172 197V194H170ZM176 196H177V195H176ZM181 196H180V197H181ZM183 196H184V195H183ZM188 196H189V195H188ZM205 196H204V197H205ZM208 196H209V195H207V198H208ZM226 196H228V195H226ZM226 196H223V197L226 198ZM240 196H239V197H240ZM246 196H247V195H246ZM18 197H19V196H17V198H18ZM99 197H100V195H99ZM160 197H161V196H160ZM162 197H163V196H162ZM162 197H161V198H162ZM216 197H218V196L216 195ZM220 197H219V198H220ZM228 197H229V196H228ZM228 197H227V198H228ZM239 197H237V198H239ZM241 197H242V196H241ZM241 197H240V198H241ZM244 197H245V196H244ZM254 197H255V198H256V197H257V198H258V197H262V199H264L263 196H257V194H256V196H254ZM0 198H1V197H0ZM13 198H16V197L13 195ZM28 198H29V197H28ZM106 198H107V197H106ZM108 198H109V197H108ZM173 198H174V197H173ZM186 198H188V197H186ZM190 198H191V197H190ZM192 198H193V197H192ZM202 198H203V197H202ZM207 198H206V200H207ZM214 198H215V197L213 196L212 199L214 200ZM252 198H253V197H252ZM257 198H256V199H257ZM7 199H8V201L10 200L8 197H7ZM26 199H27V197H26ZM104 199H105V198H104ZM104 199H103V201H104ZM158 199H159V198H158ZM169 199H170V198H169ZM180 199H181V198H180ZM215 199H218V198H215ZM222 199H223V198H221V200H222ZM228 199H229V198H228ZM243 199H244V198H243ZM249 199H250V197H249ZM249 199H248V200H249ZM259 199H260V198H259ZM5 200H6V199H5ZM5 200H2V201L4 202ZM11 200H12V198H11ZM11 200H10V201H11ZM14 200H15V199H14ZM21 200H22V199H21ZM29 200H32V199H29ZM29 200H28V203H31V201L29 202ZM99 200H100V198H99ZM107 200H108V199H106L105 201H107ZM109 200H110V199H109ZM113 200H114V198H113ZM116 200H117V199H115V201H116ZM160 200H161V199H160ZM166 200H167V199H166ZM176 200H177V199H176ZM191 200H192V199H191ZM194 200H195V199H193V201H194ZM199 200H201V197H200ZM208 200H209V199H208ZM225 200H226V199H225ZM229 200H230V199H229ZM245 200H246V202H248L247 199H245ZM251 200H252V199H251ZM254 200H255V199H253L252 202H253V204L255 205L256 202L254 203ZM2 201H1V202H2ZM6 201H7V200H6ZM8 201H7V202H8ZM12 201H13V200H12ZM12 201H11L10 203H12ZM24 201H25V200H24ZM26 201H27V200H26ZM103 201L101 200L102 203H103ZM118 201H119V200H118ZM170 201H171V203H172L174 200L170 199L168 202L170 203ZM177 201H178V200H177ZM179 201H180V200H179ZM181 201H182V200H181ZM201 201H202V200H201ZM209 201H211V202L213 203L212 200H209ZM219 201H220V200L218 199L217 202H219ZM222 201H223V200H222ZM239 201H240V200H239ZM255 201H256V200H255ZM260 201H261V200H260ZM262 201H263V200H262ZM13 202H15V201H13ZM16 202H17V199H16ZM16 202H15V203H16ZM33 202H34V201H33ZM94 202H96V200H93V202H92L93 204H92V205H94ZM98 202H99V201H98ZM112 202H113V201H112ZM112 202H111V203H112ZM116 202H117V201H116ZM165 202H167V201H164V200H163L162 203H165ZM198 202H199V201H197V203H198ZM215 202H216V200H215ZM223 202H228V201H223ZM230 202H232V201L230 200ZM250 202H251V201H250ZM252 202L250 203V207H251ZM257 202H258V201H257ZM10 203H9V204H10ZM28 203H27V204H28ZM35 203H36V202H35ZM113 203H115V202H113ZM171 203H170V204H171ZM178 203H179L178 205H181L183 202H182V203H181V202H178ZM180 203H181V204H180ZM186 203H187V202H186ZM186 203H185V204H186ZM188 203H189V202H188ZM200 203H202V202H200ZM220 203H221V202H220ZM228 203H229V202H228ZM232 203H233V202H232ZM235 203H236V202H235ZM237 203H238V202H237ZM237 203H236V206H237ZM261 203H262V202H261ZM261 203L258 202L257 205L260 204V205H259L260 207H261V205H262V208H261V209H263V208H264V207H263V203H264V202H263L262 204H261ZM13 204H14V203H13ZM17 204H18V205H17ZM19 204H20V203H19V200H18V203H16V205L19 206ZM21 204H22V203H21ZM21 204H20V205H21ZM25 204H26V203L24 202V205H25ZM32 204H34V203H32ZM32 204H31V205H32ZM90 204H91V203H89V205H90ZM97 204H98V203H97ZM109 204H110V203H109ZM172 204H173V203H172ZM172 204H171V205H172ZM176 204H177V202L175 203V205H176ZM185 204H183V205H185ZM213 204H214V203H213ZM216 204H217V203H215V205H216ZM223 204H224V203H223ZM225 204H226V203H225ZM225 204H224V205H225ZM238 204L240 205V202H239ZM243 204L246 205L247 203L244 202ZM253 204H252V206H253ZM11 205H12V204H10L9 206H11ZM22 205H23V204H22ZM92 205H91V206H92ZM98 205H99V204H98ZM102 205H103V204H102ZM164 205H165V207H169L168 203H167V204L165 203ZM166 205H167V206H166ZM178 205H176V206H178ZM215 205H214V206H215ZM217 205L219 206V204H217ZM224 205L221 204V207L224 206ZM232 205H233V204H232ZM257 205L254 207V210H255L256 207H259V206H257ZM0 206H4V205H1V204H0ZM6 206H8V204H7ZM6 206H5V207H6ZM9 206H8V207H9ZM25 206H28V205H25ZM108 206H109V205H108ZM117 206H118V205H117ZM117 206H116V207H117ZM121 206H123V205H120V207H121ZM172 206H173L172 208L174 209V204H173ZM186 206H187V205H186ZM214 206L211 204V207H213V209H215ZM225 206H226V205H225ZM247 206H249V204H248ZM247 206H246L247 209L250 208V207H247ZM34 207H35V206H34ZM38 207H39V206H38ZM88 207H89V206H88ZM101 207H102V206H101ZM113 207H114V206H113ZM116 207H115V209L118 210ZM147 207H148V206H147ZM181 207H182V206H180V208H181ZM188 207H189V208H188ZM188 207H186V208L190 209V208H191V205L188 206ZM193 207H194V206H193ZM211 207L209 206V209H208V208H207V209H208L209 211H211V210H212ZM216 207H217V206H216ZM240 207H241V206H240ZM260 207H259V208H260ZM11 208L13 209V206H11ZM16 208H17V207H16ZM16 208H15V209H16ZM22 208H24V207H21V209H22ZM28 208H29V207H28ZM28 208H27V209H28ZM30 208L33 210V207H30ZM90 208H91V209H94V207H90ZM90 208H89V209H90ZM108 208H109V209H108V211H109V210H110V207H108ZM172 208H171V209H172ZM176 208H177V207H176ZM176 208H175V209H176ZM186 208L182 207L183 210H184V209L186 210ZM243 208H244V207H243ZM246 208H245V210H247ZM251 208H252V207H251ZM259 208H258V212H259V210H260ZM0 209H1V208H0ZM2 209H3V207H2ZM5 209H6V210H5ZM5 209H4L5 211H9V208H5ZM17 209H18V208H17ZM21 209H20V211H21ZM27 209H26V210H27ZM34 209H35V208H34ZM38 209H39V208H38ZM38 209H36V210H38ZM91 209L89 210V214H90V216L95 217V216H93V214L91 215V213H90ZM97 209H98V208H97ZM99 209H102V210L104 209L105 213H104L103 216L105 217V214H107V213H106L107 209H106V210H105V208H99ZM124 209H125V208H123V210H124ZM130 209H131V208H130ZM130 209H128V213H129ZM160 209H161V208H160ZM166 209H167V208H166ZM175 209H174V210H170V209H169V211H173V212H174ZM182 209H179V210H182ZM188 209H187V212H188ZM197 209H198V208H197ZM197 209H196V210H197ZM207 209H205V211H207ZM218 209H219V208H218ZM218 209H217V210H218ZM10 210H11V209H10ZM13 210H14V209H13ZM13 210H12V211H13ZM26 210H25V211H26ZM32 210H31V211H32ZM102 210H101V211H102ZM116 210H115V211H116ZM119 210H120V208H119ZM123 210H122V211H123ZM163 210H164V209H163ZM179 210H178V211H179ZM199 210H200V209H199ZM202 210H204V209H201V210H200V213L203 212ZM220 210H221V209H220ZM220 210H218V211H220ZM251 210H253V209H251ZM5 211H4V212H5ZM15 211H16V212L18 211V214L20 213L19 210H15ZM22 211H24V210H22ZM31 211H28V212H31ZM93 211H94V210H93ZM98 211H100V210H98ZM101 211H100V213H99V212H97V210H96V212L99 214V217H98L99 219H100V214L102 213ZM111 211H112V208H111ZM113 211H114V210H113ZM135 211H136V210H135ZM156 211H157V210H156ZM156 211H155V212H156ZM167 211H168V210H167ZM178 211H177V212H178ZM190 211H191V210H190ZM190 211H189V212H190ZM194 211H195V210H194ZM194 211H193V208H192V214L194 213ZM201 211H202V212H201ZM218 211H217V212H218ZM221 211H222V210H221ZM223 211H224V210H223ZM256 211H257V210H256ZM261 211H262V210H261ZM2 212H3V211H2ZM13 212H14V211H13ZM16 212H15V213H16ZM26 212H27V211H26ZM28 212H27V215L29 216V213H28ZM34 212H35V211H34ZM34 212H32V213H34ZM40 212H41V210H40ZM91 212H92V211H91ZM117 212H118V211H117ZM130 212H131L130 214H132V211H130ZM155 212H154L153 214H157V213H155ZM157 212H158V211H157ZM165 212H166V210H165ZM173 212H172V213H173ZM177 212H174V214L177 213ZM184 212H185V211H184ZM184 212H183V213H184ZM212 212H213V211H212ZM212 212H211V213H212ZM224 212H225V213H228L229 211L226 212V209H225ZM247 212H248V211H247ZM258 212H257V215H258ZM0 213H1V212H0ZM9 213H10V212H9ZM32 213H30V214H32ZM109 213L112 214L110 211H109ZM133 213H134V214L137 213V215L139 214L137 211H136V212L133 211ZM160 213H161V212H160ZM160 213H158V214H160ZM214 213H216V212H214ZM222 213H223V212H222ZM252 213H254V214H253L254 216H252V217L257 216V215L255 214L256 212H251V214H252ZM263 213H264V211H263ZM11 214H12V213H11ZM20 214H21V213H20ZM20 214H19V216H20ZM36 214H38V213H36ZM57 214H59V213H57ZM121 214H122V213H121ZM125 214L127 215V213H124L123 216H125ZM149 214H150V213H149ZM149 214H148V215H149ZM153 214H152V215H153ZM158 214H157V215H154L155 217L152 218V219H153V220H154V219H155V220L157 219V220L159 221V220H160L159 217L156 218V216H158ZM164 214H165V213H164ZM174 214H173V215H174ZM178 214H180V211H179ZM185 214H186V212H185ZM185 214H182V213H181L182 216H184ZM190 214H191V213H190ZM198 214H199V213H197V212L195 213V215H198ZM203 214H205V213H203ZM203 214H201V215L199 214V215L202 216V217L206 215V214H205V215H203ZM207 214H208V211H207ZM212 214H213V213H212ZM218 214L220 215L219 212H218L217 214H214V215H218ZM249 214H250V213H249ZM259 214L261 215L262 213L259 212ZM13 215L15 216L16 214L13 213ZM27 215H26V216H27ZM55 215H56V214H55ZM95 215H96V214H95ZM107 215H109V214H107ZM113 215H115V214H113ZM117 215H118V214H117ZM119 215H120V213H119ZM139 215H140V214H139ZM141 215H143V214H141ZM148 215H146V217H147ZM152 215L150 216V218L153 217ZM186 215H189V213H187ZM199 215H198V217H199ZM221 215H222V214H221ZM223 215H224V214H223ZM262 215H263V214H262ZM7 216H9V214H7ZM28 216H27V218H29V219L32 218V219H33L34 217H36V216H38V215L35 216V213H34V217H28ZM32 216H33V215H32ZM56 216H57V215H56ZM96 216H97V215H96ZM123 216H121V217H123ZM130 216H131V215H130ZM135 216H136V215H135ZM161 216L164 217L162 214H161ZM177 216H178V217H177ZM177 216H176V217L179 218V220H180L181 216H180V215H177ZM179 216H180V217H179ZM193 216H194V215H193ZM208 216H209V215H208ZM250 216H251V215H250ZM20 217H21V216H20ZM111 217H112V216H111ZM111 217H110V221L112 220V222H113L114 219H112ZM115 217H119V216H114V218H115ZM121 217H119L120 220H121V221H122V220L124 221V219L121 218ZM128 217H129V215H128L127 217L125 216V220H126V221H124V223L127 222V219H126V218H128ZM132 217H133V215H132ZM132 217H130V218H132ZM138 217H139V216H138ZM138 217H136V218H138ZM171 217H172V216H171ZM173 217H174V216H173ZM184 217H185V216H184ZM194 217H195V216H194ZM194 217H193V218H194ZM212 217H213V216H212ZM221 217H222V216H220V219H219V220H221ZM223 217H224V216H223ZM238 217H240V216H238ZM248 217H249V216H248ZM258 217H259V216H258ZM262 217H263V216H262ZM15 218H16V217H15ZM22 218H25V217L22 215ZM96 218H97V217H96ZM98 218H97V219H98ZM102 218H103V217H101L100 220H102ZM105 218H106V217H105ZM108 218H109V217H108ZM142 218H143V217H142ZM142 218H141V219H142ZM148 218H149V216H148L146 219L149 220ZM164 218H165V217H164ZM200 218H201V217H200ZM210 218H211V217H210ZM214 218H215V216H214ZM214 218H212V219H214ZM216 218H218V217H216ZM255 218H256V217H255ZM25 219H26V218H25ZM83 219H85V218H82V220H83ZM86 219H87V218H86ZM90 219H91V218H90ZM92 219H93V218H92ZM94 219H95V218H94ZM103 219H104V218H103ZM115 219H116V218H115ZM132 219H133V218H132ZM132 219H130L131 222H133V220H134L135 218H134L133 220H132ZM146 219H144V220H146ZM152 219H151V220H152ZM168 219H169V217H168ZM186 219H187V218H186ZM189 219H190V218H189ZM191 219H192V218H191ZM225 219H226V218H225ZM259 219H260V218H259ZM105 220H106V219H105ZM108 220H109V219H108ZM116 220H118V219H116ZM120 220H119V221H120ZM130 220H129V222H130ZM136 220H137V222H136L137 225H136L135 222H133V223H135L134 225H136L137 228H138V227L141 228V227L144 226V225L142 224V222H141L142 220H139V222H141L140 224L143 225V226H141V225L138 224V219H136ZM136 220H135V221H136ZM147 220H146V221H147ZM153 220H152V221H153ZM157 220H156V221H157ZM162 220H163V219H162ZM165 220H166V219H165ZM170 220H171V219H170ZM174 220H175V219H174ZM176 220H178V219H176ZM192 220H193V219H192ZM194 220H195V218H194ZM206 220L210 221L209 218L206 219ZM206 220H205V222H207ZM255 220H257V219H255ZM260 220H261V219H260ZM26 221H27V220H25V221H23V222H24V224L27 225L28 221H27V223H25ZM31 221H32V220H31ZM31 221L29 222L30 224H31V223H34L33 221H32V222H31ZM85 221H86V220H85ZM85 221H84V222H85ZM95 221H96V220H94V222H95ZM103 221H104V220H103ZM119 221H118V222H114V223H112V224H110L111 222L109 223V222L107 221L108 224H107V223H106L107 225L105 224L106 227H104V230H105V228L108 229V230H111V229L114 230V229H113L114 227H113L112 225L114 224V226H116V225L119 226V225H118V224H119ZM121 221H120V224H122ZM158 221H157V222H158ZM160 221H161V220H160ZM160 221H159V222H160ZM168 221H169V220H168ZM214 221H215V220H214ZM251 221H252V220H251ZM262 221H263V220H262ZM65 222H66V221H65ZM87 222H88V221H87ZM91 222H92V220H91ZM94 222H93V223H94ZM97 222H98V220H97ZM97 222H95V223H97ZM100 222H102V221H100ZM129 222H128V224H129ZM144 222H145V221H144ZM177 222H178V221H176V223H177ZM247 222H248V221H247ZM253 222H254V221H253ZM16 223L18 224V223H20V222H16ZM16 223L14 224L15 227H16ZM29 223H28V224H29ZM68 223H69V222H68ZM79 223H80V222H78V224H79ZM82 223H83V222H82ZM85 223H86V222H85ZM104 223H105V222H103V225H104ZM117 223H118V224H117ZM133 223H132V224H133ZM148 223L150 224L149 221L147 222V224H148ZM161 223H162V222H161ZM164 223H165V221H164ZM207 223H208V222H207ZM211 223H213V222L211 221V222H209L208 224H211ZM230 223H231V222H230ZM250 223H251V222H250ZM258 223H259V222H258ZM262 223L264 224V221H263ZM21 224H22V223H20V225H18L17 227L19 228V226H21ZM34 224H35V223H34ZM63 224L65 225L64 222H63ZM66 224H67V223H66ZM97 224H98V223H97ZM109 224L111 225V228H110V229L107 228V227H110ZM115 224H116V225H115ZM132 224H131V225H128V226H131V227L134 228L135 226H134V225L132 226ZM155 224H156V223H155ZM155 224H153V225H155ZM157 224H158V223H157ZM178 224H179V223H178ZM188 224H189V223H188ZM208 224H207V225H208ZM213 224H214V223H213ZM236 224H237V223H236ZM236 224L234 223V225H236ZM251 224H252V223H251ZM253 224H254V223H253ZM255 224H256V223H255ZM22 225H23V224H22ZM35 225H38V224H35ZM61 225H62V224H61ZM68 225H71V224L69 223ZM95 225H96V224H95ZM99 225L101 226L100 223H99ZM122 225H123V224H122ZM125 225H127V224H125ZM125 225H123V226H125ZM138 225H139V226H138ZM164 225H165V224H164ZM248 225H250V224H248ZM30 226H31V225H30ZM32 226H33V225H32ZM41 226H42V225H41ZM57 226H58V225H57ZM57 226H56V227H57ZM72 226H73V228H74V227L77 228V226H74V224H73ZM84 226H85V225H84ZM123 226H121V227H123ZM147 226H148V225H147ZM147 226H146V227H147ZM157 226H158V225H157ZM159 226H163V225H159ZM159 226H158V227H159ZM167 226H168V225H167ZM174 226H175V225H174ZM181 226H182V225H181ZM256 226H257V225H256ZM15 227L13 226L14 229H15ZM21 227H22V226H21ZM23 227H26V226L23 225ZM27 227H28V226H27ZM33 227H35V226H33ZM33 227H32V228H33ZM36 227H39V226H36ZM63 227H64V226H63ZM65 227H67L68 230H73V228L71 229V227H70V229H69V226H65ZM65 227H64V228H65ZM112 227H113V228H112ZM131 227H130V229H131ZM152 227H153V226H152ZM152 227H151V228H152ZM155 227H156V226H155ZM155 227H154V230H155L154 232L157 231V227H156V228H155ZM165 227H166V225H165ZM215 227H216V226L214 225V228H215ZM232 227H233V226H232ZM236 227H237V226H236ZM250 227H252V226H250ZM4 228H5V227H4ZM29 228H30V227L26 228V230H27V229L29 230ZM46 228H47V226H46ZM52 228H53V227H52ZM52 228H51V229H52ZM57 228H61V227H57ZM64 228H61V230H59V229H58V230H59L60 232H63L64 234L68 233V231H66V233H65V230L62 231ZM118 228H120V227H118ZM123 228L125 229V227H123ZM127 228H128V227H127ZM127 228H126V229H127ZM135 228H136V227H135ZM137 228L135 229V230H138V231H137V234H135V233H136L135 230H134L135 233L132 232V234L134 233L135 238L138 237V234H141V233L139 232L140 230H144V229H137ZM144 228H145V227H144ZM161 228H162V227H161ZM173 228H174V227H173ZM254 228H255V227H254ZM5 229H6V228H5ZM7 229H8V228H7ZM21 229H22V231H21L20 229H18V230H20L21 232H23V228H21ZM24 229H25V228H24ZM39 229H40V227H39ZM39 229H38V230H39ZM54 229H55V228H54ZM54 229H52V233H53V232H56V233H57V230H54ZM65 229H66V228H65ZM67 229H66V230H67ZM102 229H103V227H102ZM124 229H123V230H124ZM130 229L128 228L127 230L129 231ZM146 229L148 230V228H146ZM158 229H160V227H159ZM163 229H165V228L163 227ZM168 229H169V231H173V232H174V230H170L171 228L168 227ZM168 229H167V230H168ZM189 229H190V228H189ZM198 229H199V228H198ZM255 229H256V228H255ZM0 230H1V232H3V228H1ZM18 230H17V231H18ZM30 230H32V229H30ZM38 230L35 229V232H38ZM41 230H42V231H41ZM41 230H40V234H42V233L44 234V231H43V230H46V229H45V228H44V229L42 228ZM49 230H50V229H49ZM49 230L47 229V232H48L47 234H48V235L50 234V233H49ZM74 230H75V229H74ZM108 230H107V231H108ZM116 230H117V229H116ZM131 230H132V229H131ZM131 230H130V231H131ZM149 230H150V229H149ZM160 230H161V229H160ZM160 230H158V231L161 232ZM175 230H176V228H175ZM179 230H180V229H179ZM244 230H245V229H244ZM4 231H5V230H4ZM15 231H16V229H15ZM15 231L12 230L13 233H15ZM20 231H19V236H21ZM59 231H58V232H59ZM114 231H115V230H114ZM114 231H113V232H114ZM128 231H126V232L123 231L124 233H122L121 235H122V236H123V234L125 235V233H127ZM132 231H133V230H132ZM150 231L152 232L153 229L150 230ZM150 231H148V233H149ZM165 231H166V230H165ZM176 231H177V230H176ZM176 231H175V232H176ZM181 231H182V230H181ZM181 231H180V232H181ZM217 231H218V229L216 230V232H217ZM223 231H224V230H223ZM228 231H229V230H228ZM7 232H8V231H7ZM7 232H6V234H7ZM9 232H10V230H9ZM25 232H28V231H25ZM29 232H30V231H29ZM29 232H28V233H29ZM45 232H46V231H45ZM50 232H51V230H50ZM60 232H59V233H60ZM70 232H71V231H70ZM75 232H76V231H75ZM75 232H72V233L75 234ZM77 232H79V231L77 230ZM77 232H76V233H77ZM145 232H146V231H145ZM151 232H150V233H151ZM154 232H153V234H152L153 237H154V235H155ZM219 232H220V231H219ZM219 232H218V233H219ZM224 232H225V231H224ZM224 232H223V233H224ZM243 232L247 233L246 231H243ZM258 232H259V230H258ZM260 232H261V231H260ZM263 232H264V231H263ZM16 233H17V232H16ZM52 233H51V234H52ZM59 233H57V234H59ZM102 233H103V231H102ZM108 233H109V232H108ZM117 233H119V232H117ZM120 233H121V232H120ZM129 233L131 234V232H128V234H129ZM157 233H158V232H156V235H157V237H158V234H157ZM214 233H215V232H214ZM221 233H222V232H221ZM245 233L243 234V236H245ZM4 234H5V233H4ZM24 234H25V233H24ZM24 234L22 233V236H23ZM33 234H34V232H33ZM33 234L31 233V236H35V235H33ZM38 234H39V233H38ZM47 234H46V235H47ZM105 234H106V233L104 232V235H105ZM110 234H111V233H110ZM110 234H109V237H110ZM112 234H113V233H112ZM132 234H131V235H132ZM143 234H145V233L143 232ZM143 234H142V235H143ZM161 234H163V236H164V235H165V232H163V233H161ZM179 234H180V233H179ZM182 234H183V233H182ZM182 234H181V235H182ZM192 234H193V233H192ZM219 234H220V233H219ZM225 234H226V233H225ZM229 234H230V233H229ZM229 234H227V235H229ZM240 234H241V233H240ZM2 235H3V234H2ZM7 235H8V237H9L11 234H10V235L7 234ZM44 235H45V234H44ZM66 235H68V234H66ZM126 235H127V234H126ZM126 235H125V237H127V238H128V237H130V238L133 237V236H131V235H130V236H126ZM136 235H137V236H136ZM149 235H151V234H149ZM166 235L172 237V234L170 235V232H169V234H168V231H167ZM181 235H180V236L177 235V237H179V238L176 237L177 239H175V241H178V239H180ZM210 235H211V233H210ZM212 235H213V233H212ZM246 235H247V234H246ZM248 235H249V233H248ZM248 235H247V236H248ZM250 235H251V234H250ZM13 236H17V235H13ZM24 236H26V234H25ZM53 236H55V235H53ZM68 236H69V235H68ZM73 236H78V234H77V235L75 234V235H73ZM73 236H72V237H73ZM85 236H86V235H83L82 243H83V241H85L84 239H86V238H84ZM106 236H107V235H106ZM112 236L115 237L116 234H115V236H114V235H112ZM145 236H148V235H147V232H146ZM163 236H162V237H163ZM175 236H176V235H175ZM240 236H241V235H239V237H240ZM252 236H254V235H252ZM1 237H2V236H1ZM4 237H5V236H4ZM17 237H18V236H17ZM27 237H29V236H27ZM27 237H26V239H27ZM41 237H42V236H41ZM45 237H46V236H45ZM49 237H50V235H49ZM65 237H66V236H65ZM65 237H64V238H65ZM81 237H82V236H81ZM86 237H88V236H86ZM116 237H119V236H116ZM116 237H115V238H116ZM125 237H124V238H125ZM139 237L142 238V236H139ZM148 237H149V239H150V236H148ZM153 237H151V238H153ZM159 237H160V236H159ZM162 237H161V238H162ZM185 237H186V236H185ZM234 237L236 238L235 240L237 241L236 243L238 244V238H239V237L237 238L236 234H235ZM248 237H251V236H248ZM254 237H255V236H254ZM18 238H19V237H18ZM30 238H31V237H30ZM39 238H40V237H39ZM39 238L36 237L35 239H39ZM54 238H55V237H54ZM58 238H59V235H58ZM67 238H68V237H67ZM78 238H80V237H77V238H74V239L72 238V239L74 240V243H76L75 240L77 241ZM107 238H108V236H107ZM115 238H114V239H115ZM119 238H121V237H119ZM124 238H123V239H124ZM135 238L133 237V240H135ZM143 238H144V237H143ZM145 238H146V237H145ZM166 238H167V236H166ZM174 238H175V237H174V234H173V238H172V239H174ZM181 238H183V236H182ZM188 238H189V237H188ZM219 238H220V237H219ZM219 238H218L217 242L219 241ZM222 238H223V237H222ZM231 238H232V237H231ZM244 238H246V239H245L246 242H247V239H249V238H247V237H244ZM4 239H5V238H4ZM6 239H7V238H6ZM31 239H32V238H31ZM45 239H46V238H45ZM49 239H50V238H49ZM61 239H62V237H61ZM70 239H71V238H69L68 240H70ZM80 239H82V238H80ZM80 239H78V240L81 241ZM104 239H105V238H104ZM114 239H109V240L107 239L108 242H109L110 240H113V241L109 242V243H112V246H115V245L118 243V240H117V239L114 240ZM137 239H138V238H137ZM147 239H148V238H147ZM172 239H171V240H172ZM183 239H184V238H183ZM186 239H187V237H186ZM195 239H196V237H195ZM201 239H202V238H201ZM204 239H205V238H204ZM216 239H217V238H216ZM225 239H226V238H225ZM228 239H230V238L228 237ZM228 239H227V240H228ZM232 239H233V238H232ZM239 239L241 240L242 238H239ZM63 240H64V239H63ZM87 240H89V239H87ZM116 240H117V242H116ZM119 240H121V239H119ZM140 240H141V239H140ZM140 240H139V241H140ZM143 240H144V239L141 240V243H142ZM145 240H146V239H145ZM154 240H155V239H154ZM154 240H153V241H154ZM156 240H158V238H156ZM159 240H160V239H159ZM159 240H158V241H159ZM163 240H165V238H164ZM166 240H167V239H166ZM169 240H170V238L168 239V241H169ZM171 240H170V241H171ZM193 240H194V239H193ZM222 240L225 241V242L227 241V240H224V239H222ZM222 240L220 239V241H222ZM230 240H231V239H230ZM240 240H239V243L243 242V241H240ZM243 240H244V239H243ZM250 240H251V239H250ZM20 241H21V240H20ZM28 241H29V240H28ZM43 241H44V240H43ZM46 241H47V240H46ZM71 241H72V240H71ZM121 241H122V240H121ZM127 241L130 242V239H127ZM127 241H123V242H127ZM131 241H132V238H131ZM137 241H138V240H137ZM137 241H134V242L132 243L133 246H131V247H136V248H137L136 245L134 246V243H137ZM160 241H161V240H160ZM172 241H174V240H172ZM175 241L173 242V244L176 243ZM187 241H188V240H187ZM187 241H186V242H187ZM203 241H204V240H203ZM215 241H216V240H215ZM215 241H214V242H215ZM258 241H259V239H258ZM24 242H25V241H24ZM56 242H57V241H56ZM60 242H61V241H60ZM62 242H63V241H62ZM85 242H87V241H85ZM114 242L116 243L115 245H113ZM129 242H127L126 244H128ZM143 242H144V241H143ZM146 242H147V240H146ZM151 242H152V241H151ZM151 242H150V243H151ZM163 242H165V241H163ZM163 242H162V243H163ZM166 242H167V241H166ZM166 242H165V243H166ZM181 242H182V240H181ZM210 242H211V241H210ZM230 242H231V241H230ZM248 242H249V244H250V241H248ZM252 242H253V240H252ZM261 242H262V241H261ZM4 243H5V242H4ZM6 243H7V242H6ZM21 243H22V242H21ZM33 243H34V242H33ZM64 243H65V242H64ZM64 243H63V244H64ZM79 243H80V242H79ZM82 243H81V244H82ZM88 243H89V246H90V244H91V247H92V245L94 244V242H92L91 239H90V241H89ZM99 243H102V241H101V242L99 241ZM119 243H120V242H119ZM119 243H118V244H119ZM138 243H139V244H138ZM138 243H137V245L141 247V245H140L141 243H140V242H138ZM148 243H149V242H148ZM160 243H161V242H160ZM178 243H180V242H178ZM178 243H177V244H178ZM187 243H188V242H187ZM191 243H192V241H191ZM191 243H190V244H191ZM211 243H212V242H211ZM219 243H222V244H223V242H219ZM226 243H227V245H228V242H226ZM226 243H225V244H226ZM231 243H232V242H231ZM231 243H230V244H231ZM259 243H260V242H259ZM259 243L256 244L255 241H254V243H251V245L253 244V245H252L253 247L256 245V247L258 248V247H261V246H258ZM2 244H3V242H2ZM23 244H24V243H23ZM30 244H32V242H30ZM44 244H45V243H44ZM68 244H70V243L67 242V245H68ZM77 244H78V243H77ZM83 244H85V243H83ZM86 244H87V243H86ZM86 244H85V245H86ZM143 244H144V243H142V245H143ZM145 244H146V243H145ZM151 244H152V243H151ZM153 244H155V241L153 242ZM153 244H152V245H153ZM157 244H158V246H159V243H157ZM163 244H164V243H163ZM163 244H162V247H164ZM168 244H169V243H168ZM170 244L173 245L172 243H170ZM209 244H210V243H209ZM225 244H223V245H225ZM233 244H234V240H233ZM233 244H232V245H233ZM261 244H262V243H261ZM11 245H12V244H11ZM26 245H27V244H26ZM32 245H33V244H32ZM47 245H48V244H47ZM70 245H72V243H71ZM74 245H75V244H74ZM85 245H83V246H85ZM87 245H88V244H87ZM94 245H96V244H94ZM164 245H165V244H164ZM166 245H167V243H166ZM184 245H185V243H183V245L179 244L180 249H181ZM195 245H196V244H194V246H195ZM217 245H218V244H217ZM217 245H214V243H213V245H210V246H213V247H214V246H217ZM219 245H220V244H219ZM223 245H222V246H223ZM235 245H236V244H235ZM235 245H233V246H235ZM247 245H248V244H247ZM251 245H250V246H251ZM262 245H263V244H262ZM29 246H31V245H29ZM33 246H35V245H33ZM36 246H38V245H36ZM43 246H44V245H43ZM43 246H42V247H43ZM59 246H60V244H59ZM76 246L78 247V245H76ZM112 246H111V247H112ZM127 246H128V245H127ZM127 246H126V247H127ZM147 246H148L147 248H151V246H149L148 244H147ZM153 246H154V245H153ZM158 246H157V248H158ZM177 246H178V245H177ZM194 246L190 245V248H192V247H194ZM196 246H197V245H196ZM202 246H203V245H202ZM222 246H221V247H222ZM240 246H241V247H242V246L245 247L246 244H245V245H242V244H241V245H239V246H235V247H240ZM250 246H249V247H250ZM252 246H251L250 248H249L248 246H246V247H248L247 249H250V250H251V249H252ZM1 247H2V246H1ZM8 247H9V246H8ZM13 247H14V245H13ZM21 247H22V246H21ZM45 247H46V246H45ZM68 247H69V246H68ZM70 247H71V246H70ZM91 247H90V248H91ZM94 247H95V249H96L97 246H93L92 249H94ZM115 247H116V246H115ZM128 247H130V246H128ZM131 247H130V248H131ZM140 247H139V248H140ZM142 247H143V250L146 249V248H144L145 246H142ZM165 247H166V246H165ZM165 247H164V248H165ZM173 247H176V245H174ZM187 247H188V246H187ZM187 247H186V248H187ZM200 247H201V246H200ZM225 247H226V245H225ZM229 247H230V245H229ZM229 247H227V248H228L227 250L230 249ZM246 247H245L244 249H246ZM262 247H263V246H262ZM262 247H261V249H264V247H263V248H262ZM5 248H6V247H5ZM32 248H33V247L31 246V248H28V247H27V248H25V249L28 251V249L30 250V249H32ZM43 248H44V247H43ZM79 248H82V246H81V247L79 246ZM79 248H78V249H79ZM87 248H89V247H87ZM87 248H86V249L84 248V249L87 250ZM97 248H98V247H97ZM101 248H103V247H101ZM106 248H107V247H106ZM136 248H135V251H137ZM153 248H154V247H153ZM164 248H163V249H164ZM166 248H167V247H166ZM184 248H185V247H184ZM186 248H185V250H187ZM188 248H189V247H188ZM202 248H203V247H202ZM216 248H217V247H216ZM223 248H224V246H223L222 248H219V247H218V250H219V249H223ZM231 248H233V247H231ZM257 248H256V249H257ZM0 249H1V248H0ZM8 249H9V248H8ZM40 249H41V248H40ZM59 249H60V248H59ZM65 249H66V248H65ZM74 249H75V247H74ZM128 249H129V248H127V250H126V251H127V254H128ZM159 249H161V248H159ZM171 249H173V251H174L173 253H175L174 248H171ZM175 249H176V248H175ZM180 249H177V250H176V253L179 252L178 250H180ZM204 249H206V248H204ZM204 249H203V250H204ZM214 249H215V248H214ZM224 249H225V248H224ZM234 249H236V248H234ZM234 249H233V250H234ZM238 249L240 250V249H243V248H237V250H238ZM247 249H246V251H244V250H242V251H244V253H245V252H247ZM254 249H255V248H254ZM256 249H255V250H256ZM258 249H259V248H258ZM1 250H4V249H1ZM11 250H12V249H11ZM66 250H67V249H66ZM80 250H81V249H80ZM80 250H79V251H80ZM89 250H90V249H89ZM99 250H100V249H99ZM104 250H105V249H104ZM104 250H103V251H104ZM132 250H133V248L130 249L129 251H132ZM138 250H139V249H138ZM147 250H148V249H146V251H147ZM153 250H154V249H153ZM157 250H158V249H157ZM161 250H162V249H161ZM161 250H159V251H161ZM165 250H166V249H165ZM167 250L169 251L170 248H169V249L167 248ZM182 250H183V249H181V252H182ZM193 250H195V248H194ZM193 250H191V251H193ZM197 250H198V249H196V253H198V251H200V250H198V251H197ZM215 250H216V249H215ZM230 250H232V249H230ZM230 250H229V251H230ZM250 250H249V252H250ZM30 251H31V250H30ZM83 251H84V250H83ZM83 251H82V252H83ZM92 251L94 252L95 250H92ZM96 251H97V250H96ZM100 251H101V250H100ZM133 251H134V250H133ZM133 251H132V252H133ZM149 251H150V250H149ZM168 251H167V252H168ZM223 251H224V250H223ZM257 251H260V252H261L260 249H259V250H256V252H257ZM10 252H11V251H10ZM35 252H36V251H35ZM38 252H39V251H38ZM67 252H68V251H67ZM76 252H77V254H78L77 248H76ZM88 252H89V251H88ZM88 252H87V254H86L87 256H88ZM97 252H98V251H97ZM132 252H131V253H132ZM142 252H143V251H142ZM153 252H154V251H153ZM153 252H152V253H153ZM156 252H157V251H156ZM181 252H180V255H181ZM184 252H185L186 255L189 253V252L187 253V251H184ZM194 252H195V251H194ZM205 252H206V251H205ZM215 252H216V251H215ZM239 252H240V251H239ZM253 252H254V250H253ZM256 252H254V253H256ZM73 253H74V252H73ZM83 253H85V251H84ZM83 253L81 254V256L84 255ZM99 253L101 254V252H98V253H97V254L100 256ZM138 253H139V252H138ZM146 253H147V252H146ZM150 253H151V252H150ZM171 253H172V251H171L170 253L168 252L167 255L169 256V254H170L169 259H171V260H172L171 262H173V259L170 258V257H173V258H175V257H174V254L171 256ZM191 253H193V252H191ZM199 253H200V252H199ZM201 253H202V251H201ZM208 253H210L209 250H208ZM212 253H213V252H212ZM216 253H217V252H216ZM223 253H224V252H223ZM225 253H226V252H225ZM2 254H3V256H4V255H7L5 251H4V253L2 252ZM31 254H32V252H31ZM38 254H39V253H38ZM42 254H43V253H42ZM67 254H68V253H67ZM92 254L95 255V253H92ZM92 254H91V255H92ZM124 254H126V253H124ZM161 254H162V253H161ZM163 254H164V252H163ZM165 254H166V253H165ZM178 254H179V253H177V255H178ZM182 254L185 255L184 253H182ZM189 254H190V253H189ZM189 254H188V256H189ZM210 254H211V253H210ZM234 254H236V253H234ZM245 254H247V253H245ZM251 254H252V252H251ZM258 254L260 255V253H258ZM258 254H256V256H257ZM0 255H1V254H0ZM19 255H20V254H19ZM69 255H70V254H69ZM78 255H79V254H78ZM93 255H92V256H93ZM106 255H107V253H106ZM136 255H137V254H136ZM145 255H146V254H142L141 256L143 257V256H145ZM149 255L151 256L152 254H149V253H148L147 256H149ZM158 255H159V254H158ZM177 255L175 254V256H177ZM180 255H179V256H180ZM192 255H195V254L193 253ZM197 255H198V258H197V259H199V254H197ZM202 255H203V256L205 255L204 251H203V254H202ZM202 255H201V256H202ZM206 255H207V254H206ZM221 255H222V254H221ZM242 255H243V254H242ZM262 255H264V254H261V257H262ZM1 256H2V255H1ZM1 256H0V257H1ZM8 256H9V257H8ZM23 256H24V253H23ZM23 256H22V257H23ZM28 256H29V255H28ZM44 256H45V255H44ZM73 256H74V254H73ZM95 256H96V255H95ZM119 256H120V255H119ZM122 256H124V255H122ZM125 256H126V255H125ZM131 256H132V254H131ZM141 256H140V257H141ZM147 256H146V257H147ZM156 256H157V255H156ZM159 256H160V255H159ZM164 256H165V255H164ZM179 256H178V258H180L182 255H181L180 257H179ZM188 256H187V257H188ZM234 256H237V255H234ZM244 256H246V257H249V256H250V257L252 258L253 254H252V255L247 254V255H244ZM256 256H254V257L256 258ZM7 257L10 258V255L8 254ZM40 257H41V255H40ZM83 257H84L85 261H87L88 258L90 259L89 256L87 257V259L85 258V255H84ZM96 257H97V256H96ZM117 257H118V256H117ZM126 257H128V256H126ZM152 257H153V256H152ZM160 257H161V256H160ZM162 257H163V256H162ZM165 257H167V256H165ZM187 257L184 256V258H187ZM193 257H194V258H193L192 261L194 262V260H195V258H196L197 256H196V257L193 256ZM210 257H212V256H210ZM224 257H225V258H224ZM226 257L228 258V256H225V255L223 256L224 260L226 259V260L229 261V259H231V258L227 259ZM229 257H231V255H230ZM240 257L242 258L243 256H240ZM257 257H258V256H257ZM261 257L259 256L258 263H259V260L261 259ZM263 257H264V256H263ZM4 258H5V257H4ZM12 258H13V257H12ZM18 258H20L21 263H22L23 261H25L24 258H23V261H22L21 256H19ZM18 258H17V259H18ZM32 258H33V257H32ZM35 258H36V256H35ZM38 258H39V257H38ZM42 258H43V256H42ZM67 258H68V256H67ZM103 258H104V257H103ZM105 258H107V257L105 256ZM105 258H104V259H105ZM118 258H119V257H118ZM130 258H131V257H130ZM133 258H135V257L133 256ZM143 258H144V257H143ZM143 258L140 259V260L143 261ZM147 258H148V257H147ZM154 258H155V257H154ZM176 258H177V257H176ZM178 258H177V260H178ZM181 258H182V257H181ZM181 258L179 259V262L183 261V260H181ZM188 258H189V257H188ZM190 258H191V256H190ZM201 258H202V259H203V258L205 259V257H201ZM201 258L199 259V261H200V260H201V262L204 261V259L202 260ZM207 258H208V257L206 256V260H207ZM238 258H239V256H238ZM6 259H7V258H6ZM6 259H4V262L6 261ZM30 259H31V258H30ZM70 259H71V258H70ZM120 259H121V258H120ZM123 259H124V258H123ZM145 259H146V258H145ZM152 259H153V258H152ZM152 259H151V258H150V259L148 258V259H146V262H147V260L149 261V260H152ZM155 259H156V258H155ZM167 259H168V258H166V260H167ZM217 259H218V257H217L216 259H214L213 261L216 262L215 260H217ZM220 259H222V258L220 257ZM220 259L217 260V261H220ZM232 259H233V258H232ZM236 259H237V258H236ZM243 259H244V258H243ZM253 259H254V258H253ZM10 260L12 261L11 258H10L9 260H7V261H8V262H11ZM18 260H19V259H18ZM18 260H16V261H17V262H16V261L13 259V262H16V263L18 264ZM79 260H80V259H79ZM107 260H108V258H107ZM110 260H111V259H110ZM110 260H108V261H110ZM118 260H119V259H118ZM129 260H131V259H129ZM138 260H139V259H138ZM175 260H176V259H174V261H175ZM180 260H181V261H180ZM185 260H187V259H184V261H185ZM206 260H205V261H206ZM208 260H209V258H208ZM210 260H211V259H210ZM224 260H223V261H224ZM234 260H235V259H234ZM245 260H247V258H246ZM245 260H244V261H245ZM255 260H256V259H255ZM261 260H263V258H262ZM31 261H32V260H30V262H31ZM33 261H34V260H33ZM35 261H36V259H35ZM71 261H72V260H71ZM104 261H105V260H104ZM122 261H123V260H122ZM135 261H136V260H135ZM142 261H141V262H142ZM144 261H145V260H144ZM154 261H155V260H154ZM158 261H159V260H158ZM169 261H170V260H169ZM192 261H191V263H192ZM205 261L203 262V264H207V261H206V263H205ZM213 261H212V262H213ZM223 261H221V262H223ZM228 261H226V262H228ZM230 261H231V260H230ZM230 261H229V262H230ZM238 261H239V260H238ZM240 261H241L242 264H244V261H242V260H240ZM256 261H257V260H256ZM13 262H11V263L14 264ZM30 262H29V260H28V262L25 261V263H30ZM38 262H39V261H38ZM38 262H36V263H38ZM42 262H43V260H42ZM47 262H48V261H47ZM47 262H43V264H44V263H47ZM82 262H84V260H83ZM96 262H97V259H96ZM98 262H101V261L98 260ZM127 262H128V261H127ZM136 262H137V261H136ZM149 262H152V261H149ZM167 262H168V261H167ZM186 262H188V264H189L190 260H189V261H186ZM196 262H197V260H195V263H196ZM201 262H198V263H201ZM208 262H209V261H208ZM212 262H211V263H212ZM221 262H220V264H221ZM224 262H225V261H224ZM231 262H232L231 264H235V262L238 263V264H240V263L237 262V261H234V262H233V260H232ZM250 262H251V261H250ZM261 262L263 263V261H261ZM0 263H1V262H0ZM16 263H15V264H16ZM21 263L19 262V264H21ZM32 263H34V262H32ZM32 263H31V264H32ZM40 263H41V261H40ZM66 263H67V262H66ZM94 263H95V262H94ZM102 263H103V262H102ZM132 263H133V262L131 261L130 264H132ZM153 263H155V262H153ZM156 263H158V262H156ZM168 263H169V262H168ZM173 263H174V262H173ZM175 263H176V264H179V263H177V262H175ZM175 263H174V264H175ZM184 263H185V262H183L182 264H184ZM191 263H190V264H191ZM195 263H193V264H195ZM251 263H252V262H251ZM262 263H260V264H262ZM1 264H3V259H2V263H1ZM9 264H10V263H9ZM22 264H24V263H22ZM49 264H50V263H49ZM69 264H70V263H69ZM73 264H74V263H73ZM95 264H96V263H95ZM109 264H110V263H109ZM128 264H129V263H128ZM141 264H145V263H141ZM147 264H148V263H147ZM149 264H150V263H149ZM159 264H160V263H159ZM161 264H162V263H161ZM164 264H165V263H164ZM166 264H167V263H166ZM170 264H171V263H170ZM185 264H186V263H185ZM201 264H202V263H201ZM209 264H210V262H209ZM213 264H215V263H213ZM217 264H219V263H217ZM223 264H225V263H223ZM227 264H228V263H227ZM229 264H230V263H229ZM245 264H246V263H245ZM248 264H249V263H248Z\"/></svg>",
    "mask_w": 264,
    "mask_h": 264
}]
</instances>
